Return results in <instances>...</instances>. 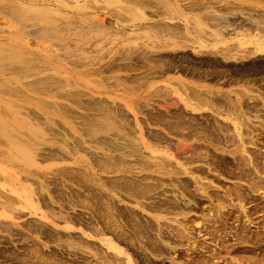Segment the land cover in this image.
Segmentation results:
<instances>
[{
    "label": "rangeland",
    "instance_id": "1",
    "mask_svg": "<svg viewBox=\"0 0 264 264\" xmlns=\"http://www.w3.org/2000/svg\"><path fill=\"white\" fill-rule=\"evenodd\" d=\"M27 1V2H26ZM33 1L34 2H36V3H39V2H41L42 4H45V5H47V6H45V7H48V4H51L50 6H52V7H55V10H54V8H53V10H52V12H50V14L48 13L47 15H46V13H44V14H42V16H44L45 17V20H43V19H41L40 21H38V22H35V21H33L31 18H30V15H29V13L28 12H25L24 13V15H21V10H28L29 8V6L30 5H35V4H33ZM52 3H51V2ZM59 1V0H58ZM61 1H63V0H61ZM60 1V2H61ZM84 1V0H83ZM82 0L80 1V0H64V2L66 3V4H69L70 6L72 5H74L75 4V2H78L79 4L81 3V2H83ZM88 2H87V5H89L90 7H88L89 9L88 10H86V11H79V10H73V12H71L72 10L70 9H67V8H65V9H67V10H65L64 9V7H62V8H60V9H57L58 7H57V4L56 3H54L55 1L54 0H0V203H2L3 204V202H6V200L7 199H13V200H15V199H17V200H15V201H17L18 202V200H19V202L22 200V202H27V201H32V202H36L37 204H38V206L37 207H39L40 209L39 210H33V209H31V210H29V209H25V208H21L20 206H15L14 207V209L12 208H10L9 207V210H7L8 209V207H6L7 209H5L4 208V206L5 205H0V223L2 224V222H3V224L4 225H2L1 226V229H2V231H1V229H0V243H1V241H3L4 242V239L6 240V242L8 243V246H7V243L6 244H4L3 242V245H2V243L0 244V246L2 247H0L1 249V252H0V263L1 264H9V263H12V264H17L18 263V261H16V260H9V258L11 259L12 258V256H11V254L14 252L13 251V249L15 250H17V251H22L21 249H19V247H20V241H21V238H19V237H17L16 236V234H15V231H14V229H16L15 228V226L13 225V223L12 222H15V223H17L18 224V222H19V224H21V223H25V222H27V221H30L31 223H33L34 221H38V223L41 221L42 222V224H44L45 225V227L47 228V230H52L49 226H52V228H53V232L55 233V231L56 232H60V231H62V232H64V230L65 229H67L68 227H69V225L70 224H66L65 222L66 221H64L63 219V222L65 223H61L62 222V220H60V219H57V218H55V219H53V220H51L50 218H49V216L50 215H52L51 213L49 214V211L47 210V208L46 207H43L42 205V203L44 202V203H52L50 206L52 207V206H55V207H57V209L55 208V207H52L53 208V210H54V208H55V210H54V214H56V215H59L60 213H59V209L58 208H61L62 206H65L66 204H63L62 205V203H61V205L62 206H60V203L58 202V201H61V202H63V203H66L65 201H66V199H68L67 197H69V200H72V201H74V200H76V199H70L71 197H70V195H69V192H70V189H69V186L72 188V186L74 187V188H72V190H76V192H78L79 194H80V196H78L77 197V199L79 198V199H82V200H77V201H75V202H77L78 203V207L80 206V208H78V209H72L71 210V208H72V206L71 205H66L65 206V208L64 209H62L63 210V214H67V216H72V213L73 214H81L80 216H84L85 218H87L91 213H93L92 212V208H93V210L95 209H98V207L99 208H101V205L103 204V211H105L106 209V211H107V213L109 212V208L108 207H110V202H117V204L118 205H120V207H122V208H126L127 209V211L125 210V214L124 215H126V216H128V218L130 219V218H132V219H130V222H127V224L126 223H124V221H122L121 219L122 218H119V221H122V224L125 226V228H124V230H123V233L125 234V236L126 237H124V238H126V240H127V237H130V238H128V239H130L129 241H127V244H126V242L124 243H118V242H114L116 245H119L118 247L120 248V249H122L123 251H125L127 254H129L131 257H132V259H134V260H136L135 261V263L136 264H141L140 262H138V261H140V260H138V246L139 247H143V246H145V249L146 250H144L145 251V253H141V254H144V257H145V255H146V257L147 256H150L151 258L152 257H157V258H152V260H154V262L155 263H158V264H168L169 263V259H171V258H173V256H175L174 258H175V263L176 264H188L189 263V261H194L195 259H197V257L200 255V254H202L203 255V253H200V251H190L188 254V256H187V254H185L184 252L183 253H179V249H183L184 251H186V249H188L187 248V245L189 244V242H187V240L186 239H182L181 240V238H179V237H177V238H179V239H177L176 238V234H177V232L175 231L176 229H175V227H174V231L175 232H172V234H170L171 236V238H174L175 240L174 241H176L177 242V246L171 241H168V244L166 243V241H165V244L164 245H166V248H168V252H166V251H164V253H166L165 255H164V253H163V251L162 250H160V251H162V255L160 254V252H157V255L156 256H154V254L156 253L155 252V250L154 249H151V250H153L152 252H153V254H152V252H150L151 250H148L147 251V249H149V247H147L146 246V244L147 243H144L145 241H146V238L144 239V236L146 235V236H148L149 235V232H151V230L149 231H147L148 233V235L146 234V230H144V234L145 235H142V236H139V240H138V233H137V231H138V225H137V223H139L141 220L143 221H145L146 222V220H147V218H154V217H156V218H159L160 220V222L161 223H168V220L167 219H171V218H174V217H176V215L177 214H175L174 216H171L172 215V213L171 214H167V213H163V212H161V211H156V212H151L152 210H150L149 208H151L152 207V204H155V202L157 201L156 199H159V198H164L163 196L164 195H161V196H159L160 194H161V192L162 191H160V190H162V187H163V189H172L171 187H170V185L168 186V187H165V186H167L168 185V183L165 181V183H163L162 185H160V183L159 182H161V181H159V182H157L156 183V181H154V180H152V179H149V181L147 180V181H144V183L145 184H149L150 183V185H151V183H153L152 185L154 186V191L153 190H151V189H153V188H151V187H149V186H147V187H149L148 189H144V187L143 186H140L139 188H137L138 187V185H137V183H133V180H135L136 178H138V177H136V176H141V175H145V174H149L150 176H158V173H155L156 171L157 172H161V170H163L162 168L160 169L159 167V169H160V171H159V169L157 170V168H155V164H157V163H159V158H160V161L162 162V161H166V165H167V162H170L168 159H167V157H165L167 154H170V153H172L171 151H175V143L177 142V141H179V140H182V136L180 135L182 132H184L185 133V130H187L186 132H188V128H189V126L188 127H186V123L188 122L189 123V121H191L189 124H190V126H192L193 125V127H190V129L191 130H189V131H191V132H194L195 131V128L197 129V127L200 125V123H201V127H205V126H209V129L208 128H201L200 126V128L198 127V129L194 132V134H193V136L195 135V136H197L195 133H198V134H200V136L199 137H201V136H205V137H207L208 139L209 138H211L212 136H211V134H210V131L212 132V130L215 132V130H216V132H217V130L220 128V129H224V130H221L220 132H221V134L223 135V136H225V135H233L234 134V131L232 132L231 131V129H229V127H227V125L229 124H231L230 123V119L228 118V116L230 115V114H227L226 112L228 111V113H231L232 114V112L233 113H235L234 111H236L235 109V107H234V105H229L230 103H227V101L228 102H231V104H234L235 102V100H236V102L238 103V100H239V102L242 104L243 103V101L241 100V98L244 100V103H245V101L246 102H248L249 104L252 102V101H254V103L253 104H255V101H256V98L257 99H260L259 101L261 102H257L256 101V104L255 105H257V103H258V105H257V108H256V106H255V109L256 110H264V109H262L263 108V106H264V101H263V95H262V93L264 94V50H263V54H262V51L260 52V49H258L257 48V42H260V43H263L264 44V0H206V1H204V0H202V2L200 1V0H197V1H199V2H201V4H206L205 6H207L208 4L210 5L212 2H214V3H212V5L209 7V5L207 6V7H205V9L207 8V10L205 11V9H202L204 12H202V10H201V12H200V10H197L199 13H197L196 12V8L195 7H197V6H194V9H192V10H194V12H190V8H188V9H186L187 8V6H189V5H187V4H189V2L191 1H194V0H171V1H173V2H175L176 4H178V6H179V9L181 10L180 12H181V17H180V12L178 13V12H176L175 13V11H173L174 13H175V15L173 16V14H171V15H168L167 14V16L169 17H164L163 15L162 16H159V15H157L154 11H155V9L154 8H152V10H153V12H154V15H151V14H153V12H152V10H149V9H151V8H146L144 11H142L141 9H139L138 7H136L135 8V10H136V12L135 13H130V11L128 10V9H130L129 7H132V5L130 4V2H128L129 0H113L114 2H111L110 3V1H112V0H103V3H102V0H98V1H95V0H87ZM107 1H109V2H107ZM119 1H121V4H120V2ZM126 1L128 2V3H126ZM151 1V0H150ZM153 1H155V0H153ZM204 1V2H203ZM208 1V2H207ZM210 1V2H209ZM218 1V2H217ZM221 3H220V2ZM12 2V3H11ZM100 2V3H99ZM105 2V3H104ZM123 2H125V4L123 3ZM152 2V1H151ZM206 2V3H205ZM216 2V3H215ZM229 2V3H228ZM16 3V4H15ZM40 3V4H41ZM73 3V4H72ZM119 3V4H118ZM123 3V4H122ZM208 3V4H207ZM218 3V4H217ZM227 3V4H226ZM233 4V5H231V4ZM12 4V5H11ZM107 4H109V5H107ZM115 6V8H117V6H118V8H117V10H119V9H121L120 10V12L119 11H116V9L114 8V6ZM118 4V5H117ZM186 4V5H185ZM221 4H223V6H220ZM230 4V5H229ZM236 4V5H235ZM239 4V5H238ZM240 4H243V5H240ZM9 5V6H8ZM96 6V7H98V8H96V7H92V6ZM105 5L107 6V7H105ZM181 5H185L184 6V8L186 9V10H188L187 12L185 11V9L183 8V6H181ZM216 7H215V6ZM218 5V6H217ZM230 6L229 8H228V10L226 11V12H223V11H225L222 7H228V6ZM244 5H246L245 6V10H243L244 9ZM247 5H248V7L249 8H247V10H246V7H247ZM250 5V6H249ZM108 6H109V8H108ZM113 6V7H112ZM121 6V7H120ZM232 6V7H231ZM233 6H237V7H234V9L235 10H238L239 8V6H240V8L243 6V8H242V10L241 9H239V11H242L244 14H242V12L240 13V12H238V11H234L233 10ZM11 7H13V8H11ZM36 7H41V6H39V5H37ZM44 7V6H43ZM43 7H41V8H43ZM92 7V8H91ZM103 8V9H100V8ZM111 7V8H110ZM124 7H125V9H124ZM126 7L128 8L127 9V11L125 12V11H123V10H126ZM182 7V8H181ZM223 9H221V8ZM20 8V9H19ZM50 8V7H49ZM96 8V9H95ZM104 8H106V9H104ZM164 8V7H163ZM212 8V9H211ZM215 8V9H214ZM216 8H217V10H219L218 12L216 11ZM231 8H232V12H230L231 11ZM237 8V9H236ZM254 9V10H252V9ZM92 10V12H91V10ZM94 9V10H93ZM97 9H99V11L97 10ZM115 9V10H114ZM140 10V12H139V10ZM190 9V10H189ZM197 9H198V7H197ZM211 9V10H210ZM249 9V10H248ZM58 10V11H57ZM96 10V11H95ZM115 11V12H119V13H115V12H113V11ZM137 10H138V12H139V14H142V16L144 17V16H146V17H141L140 18V16L138 15V12H137ZM182 10H184V11H182ZM191 10V11H192ZM53 11L55 12V15L54 14H52L53 13ZM61 11V12H60ZM88 11V12H87ZM95 11V12H94ZM101 11V12H100ZM122 11H123V13H122ZM141 11L144 13H141ZM150 11V12H149ZM177 11V10H176ZM234 11V12H233ZM246 11V12H245ZM248 11V12H247ZM254 11V12H253ZM56 12H59V13H56ZM80 12V13H79ZM87 12V13H86ZM130 13V15H131V17H129L130 15H129V13ZM150 14H149V13ZM167 12V11H166ZM170 12H171V10H170ZM185 12V13H184ZM208 12H213V13H209L208 14ZM219 12H221V13H219ZM223 12V13H222ZM228 12L229 13H231L230 15H233L232 16V18L231 17H229L230 15L228 14ZM258 12H260V13H258ZM82 13V14H81ZM120 13H122L121 15H118V14H120ZM126 13H128L127 15H125ZM136 13H137V15H136ZM148 15H147V14ZM205 14V15H202V14ZM233 13V14H232ZM238 15H237V14ZM30 14H32V15H37L38 17H39V15L38 14H35V13H32V12H30ZM81 14V15H80ZM106 14V15H105ZM108 14V15H107ZM146 14V15H145ZM155 14H156V16H158V17H160V18H158V17H156L155 16ZM178 14H179V17H177L178 16ZM190 14V15H189ZM197 14V15H196ZM228 15V17L226 18L225 16H227ZM234 14L236 15V17L238 16V17H240L238 20H236V17L234 16ZM48 16V18L46 19V16ZM57 15V18L56 19H54L53 17H55ZM101 15V16H100ZM123 15L125 16V17H123ZM134 15H136V16H134ZM149 15H151L152 17H150ZM187 18V20H186V18L184 17V16ZM199 15H202V17H206L204 20L206 21V20H208V18H209V20L207 21V24H206V26H203V24H201V26L200 27H198L197 28V26H199V24L197 25V23H196V19H199V17H201V16H199ZM209 15H211V16H209ZM213 15H214V18L216 17H218V18H221V19H215L216 20V22H212V21H214V19H212V21H211V23H216V25H218L219 27H221V29L220 28H217V26L215 25V24H212V26H214V27H212V26H210L211 24L210 23H208L210 20H211V18H213ZM216 15H218V16H216ZM24 16V17H23ZM176 16V17H175ZM187 16H191V17H187ZM194 16V17H193ZM195 16H197V17H195ZM220 16V17H219ZM224 18H223V17ZM43 17V18H44ZM58 17H61V18H59L58 19ZM114 17V18H113ZM126 17H129V18H131L130 20L128 19V18H126ZM134 17V18H133ZM136 17V18H135ZM137 17L139 18V19H137ZM148 17V18H147ZM155 17V18H154ZM183 17V19H181ZM192 17H193V19H192ZM200 18V20H201V23H206V22H204V20H202L203 18ZM10 18V19H9ZM231 18V19H230ZM27 19V20H26ZM31 19V20H30ZM74 19V20H73ZM132 19H134V20H132ZM142 19H144V21L142 20ZM155 19V20H154ZM165 19H167V20H165ZM188 19H191L192 21H195V22H190L189 23V21H191V20H188ZM226 19V20H225ZM228 19V20H227ZM39 20V19H38ZM52 20H55V22H53ZM61 20H63V21H60ZM73 20V21H72ZM220 20V22H221V24L224 22V23H227L228 21L230 22L231 20H232V22H234L233 24L230 22V23H228L227 25L226 24H224V27H222L223 25H221L220 26V24H217V21H219ZM221 20H224V21H221ZM236 20V21H235ZM246 20H248V21H246ZM37 21V20H36ZM43 21V22H42ZM72 23H74V24H72ZM131 21H134V22H131ZM159 21H161V23L159 22ZM184 21V22H183ZM198 21V20H197ZM242 21V22H241ZM250 21H252V22H250ZM95 22V23H94ZM144 22V23H143ZM150 22V23H149ZM156 22V23H155ZM175 22H176V24H175ZM220 22H218V23H220ZM237 22V23H236ZM249 22V23H248ZM169 23V24H168ZM243 23V24H242ZM10 24L12 25V26H10ZM14 24H15V26H14ZM71 24V25H70ZM150 24V25H149ZM196 24V27H194V25ZM208 24H210L209 26H207ZM231 24V25H230ZM234 24H237L236 26L234 25ZM248 24V25H247ZM251 24V25H250ZM155 25H158V26H160V27H162L163 25H169L171 28L170 29H175V31H174V35H173V38L171 37V38H165L164 36L162 37H160V36H155V34L153 33V30H152V33H151V30L149 29H145L146 27L145 26H148V28L150 27V26H155ZM234 25V26H233ZM247 25V26H246ZM250 25V26H249ZM254 27H253V26ZM17 26V27H16ZM76 26V27H75ZM77 26L79 27V28H77ZM135 26V27H134ZM215 26H216V28L217 29H220V30H222V31H220V33H221V36L219 35V33L217 34L216 33V31H219V30H217L216 28H215ZM230 26V27H229ZM239 26H241V27H239ZM11 27V28H10ZM13 27V28H12ZM15 27V28H14ZM41 27H44L45 29H43L42 31H43V33H42V31L40 30V28ZM99 27H100V31H98L99 30ZM141 27V28H140ZM144 27V28H143ZM183 27V28H182ZM192 27V28H191ZM203 27V28H202ZM207 27V28H206ZM212 27V28H211ZM228 27V28H227ZM243 27H245V28H243ZM249 27L251 28V29H249ZM20 28V29H19ZM38 28V29H37ZM84 28V29H83ZM101 28L104 30H102L101 31ZM112 28V29H111ZM136 28V29H135ZM138 28L139 29H141L142 31L144 30V31H148L149 33H145L144 31L143 32H139V30H138ZM202 28V29H201ZM213 29V32H212V30L211 29ZM224 30H226V31H224ZM227 28V29H226ZM239 28V29H238ZM132 30V32L133 33H128V31L129 30ZM204 29V30H203ZM243 29H244V31H243ZM247 29L250 31H248L247 32ZM118 30H120V31H118ZM123 30H124V35H125V38H121L120 36H122V37H124V35H122L123 34ZM125 30H126V32H125ZM136 30H138V31H136ZM179 30V31H178ZM185 30V31H184ZM186 30H187V32H186ZM194 30H198L197 32L196 31H194ZM46 33H45V32ZM110 31V32H109ZM113 31V32H112ZM119 33H117V32ZM134 31H135V33H134ZM209 31H211L212 33H210ZM254 31V32H253ZM79 32V33H78ZM100 32H104L103 34H101ZM115 32V33H114ZM129 32H131V31H129ZM253 32V33H252ZM45 33V35L47 34V36H49V37H53L52 39H49V38H46V40H44L45 39V37L43 36V34ZM61 33H64L65 34V36H63L64 38H58V37H62V34ZM83 33H85V34H83V35H85V36H83L82 34ZM109 33H111V34H109ZM114 33V34H113ZM140 33V34H139ZM182 33H185V34H182ZM186 33H187V35H186ZM198 33V34H197ZM201 33V34H200ZM203 33V34H202ZM217 34L218 36H216V37H212V35H214V34ZM243 33V34H242ZM24 34V35H23ZM59 34V35H58ZM63 34V35H64ZM71 34V35H70ZM94 34V35H93ZM101 34V35H100ZM117 34V35H116ZM137 34V35H136ZM139 34V35H138ZM153 36V39H152V37L150 38V36ZM239 34H240V36H239ZM253 34V35H252ZM54 35H56V38L58 39V40H55L56 38H55V36ZM58 35V36H57ZM141 35V36H140ZM186 35V36H185ZM189 35H191V36H189ZM206 35V36H205ZM104 37V39H101V38H103ZM139 36V37H138ZM195 36V37H194ZM202 36V37H201ZM215 36V35H214ZM241 36H242V38H241ZM257 36V37H256ZM82 37V38H81ZM85 37V38H84ZM88 37V38H87ZM91 37H93L91 40L93 41H91L89 38H91ZM94 37H96V38H94ZM98 37H100V38H98ZM128 37V38H127ZM155 37H157L158 39H160L159 40V42H158V39L157 38H155ZM206 37V38H205ZM223 37V38H222ZM244 37V38H243ZM55 38V39H54ZM72 38V39H71ZM84 38V40H82ZM136 38V39H135ZM163 38V39H162ZM241 38V39H240ZM246 38V40L244 41V39ZM248 38H249V40H248ZM256 38H257V40H256ZM261 38V39H260ZM29 39V40H28ZM54 39V40H53ZM85 39H88V40H85ZM95 39L96 40H98V42H94L95 41ZM111 39V40H110ZM122 39V40H121ZM127 39V40H126ZM139 39H141V40H139ZM144 39H146V40H148V41H146V40H144ZM153 41H152V40ZM155 39H156V41L158 42L157 43V45H159V46H156L153 42H155L156 43V41H155ZM168 39V40H167ZM174 39V40H173ZM199 39V40H198ZM238 39H239V41H238ZM252 39H253V41H255L254 43H253V41H252ZM259 39V40H258ZM28 40V41H27ZM72 40V41H71ZM119 40V41H118ZM170 40V41H169ZM171 40H172V43H171ZM196 40V41H195ZM198 40V41H197ZM223 40V41H222ZM263 40V41H262ZM86 41V42H85ZM90 41V42H89ZM124 41V42H123ZM161 41H163L164 43H166L167 41H169V44L170 45H168L167 43L165 44V46L167 45V47L166 48H168V49H166L165 48V46H163L162 47V45H164L163 43H161V44H159ZM166 41V42H165ZM177 42V43H173V42ZM182 41V42H181ZM187 41V42H186ZM194 41V42H193ZM237 41V42H236ZM242 41V42H241ZM246 41L248 42V43H246ZM257 41V42H256ZM29 42V43H28ZM101 42V43H100ZM136 42L138 43V44H136ZM142 42V43H141ZM146 42V43H145ZM148 42V43H147ZM181 42V43H180ZM222 42V43H221ZM71 43V44H70ZM73 43V44H72ZM84 43H85V45H84ZM96 43V44H95ZM108 43V44H107ZM117 43V44H116ZM128 43V44H127ZM151 45H150V44ZM238 43V44H237ZM241 44V46H240V44ZM249 43H251V44H249ZM7 44V45H6ZM44 44V45H43ZM142 44H143V46H142ZM144 44H145V46H144ZM149 46H148V45ZM154 44V45H153ZM178 46H177V45ZM187 44V45H186ZM224 44V45H223ZM237 44V45H236ZM244 44H245V46H244ZM256 44V45H255ZM39 45H41V46H39ZM130 45V47H129V49H133V50H131V51H137L138 52V56L139 55H141V56H143V54L144 53H147V50H148V53L146 54V55H144L143 56V60H142V57L140 56V57H138V58H136V60H137V62H138V64H137V62H136V60H135V57L137 56V52H134L133 54H135L136 56H134L133 58L132 57H130V56H132V52L131 51H129V49H128V46ZM136 45H138L137 46V48H136ZM229 45V46H228ZM232 45H234V46H236V48L234 47V46H232ZM14 46V47H13ZM106 46V47H105ZM116 46V47H115ZM132 46H133V48H132ZM147 46V47H146ZM151 46H153V47H151ZM180 46V47H179ZM182 46V47H181ZM201 46H204V47H201ZM104 47V48H103ZM134 47H135V50H134ZM142 47L144 48H147V49H143V51H142ZM149 47V48H148ZM151 47V48H150ZM162 47V49H164V50H162V49H160V50H158L159 48H161ZM240 47V48H239ZM5 48V49H4ZM88 48V49H87ZM102 48V51H101V53H96V52H100V50L99 49H101ZM111 48H113V51H112V49ZM138 48H139V51H142V52H144V53H140L139 51H138ZM158 48V49H157ZM174 48V49H173ZM232 48H235V49H237V50H233ZM238 48L240 49V50H238ZM249 48H251V49H249ZM3 49L5 50V51H3ZM6 49H8V50H6ZM82 49H84L83 50V52H82ZM110 49V50H109ZM120 49V51L119 52H117L118 50ZM122 49H123V52H125L124 53V55H121V53H123V52H121L122 51ZM126 49H128V52L127 51H124V50H126ZM141 49V50H140ZM230 49H232V50H230ZM247 49H248V51H247ZM257 49V50H256ZM14 50V51H13ZM46 50V51H45ZM81 50V51H80ZM98 50V51H97ZM109 50V51H108ZM144 50H146V52L144 51ZM166 50V51H165ZM13 51V52H12ZM23 51V52H22ZM91 51V52H90ZM94 51V52H93ZM96 51V52H95ZM169 51V52H168ZM209 51V52H208ZM229 51V52H228ZM238 51V52H237ZM257 51V52H256ZM10 52H11V54H10ZM22 52V54L23 53H26L27 52V54H20ZM82 52V53H81ZM109 52H111V53H109ZM114 52H117V54L118 53H120V55L123 57H126L128 54H130L131 53V55L129 56H127L126 58H123L122 59V57L120 58V56H118L117 54H115ZM154 52V53H153ZM169 54L168 56L166 55L167 53ZM253 54H252V53ZM14 53H18V55H21L20 57H18L17 56V58H13V60H11L12 59V56L14 57L15 56V54ZM70 53V54H69ZM108 53H109V56H107L108 55ZM128 53V54H127ZM166 53V54H165ZM226 53V54H225ZM246 53V54H245ZM10 54V55H9ZM149 54V55H148ZM166 56V57H164L163 59L160 57L161 55H162V57L164 56V55ZM95 55V56H94ZM102 55V56H101ZM104 55H106V56H104ZM115 55H117L116 57H115ZM159 55V56H158ZM244 55V56H243ZM250 55V56H249ZM9 58H8V57ZM23 56V57H22ZM31 56V57H30ZM91 56H93V57H91ZM100 56V57H99ZM148 56V58H149V60H148V58H146V60L144 59L145 57H147ZM172 56V57H171ZM183 56V57H182ZM188 56V57H187ZM233 56V57H232ZM240 56V57H239ZM2 57V58H1ZM5 59H4V58ZM34 57V58H33ZM84 57V58H83ZM95 57H96V59H95ZM98 57V58H97ZM150 57H152L153 58V60H158L157 58H159L160 60H158L157 62H160V64H162L163 62V66H161L160 65V67L158 66L159 65V63H156V61L154 62L153 60H151L152 58H150ZM169 58V60L171 59L172 61L173 60H175L174 62H172L171 60V62L172 63H174V66H170V65H168V64H170V63H165V61H167L168 60V58ZM186 57V58H185ZM190 57V58H189ZM201 57V58H200ZM207 57V58H206ZM7 58V59H6ZM11 58V59H10ZM24 58H25V60H27L28 59V61H27V63L25 62V61H21V60H24ZM27 58V59H26ZM80 58V59H79ZM112 58V59H111ZM113 58L115 59V60H113ZM118 58V59H117ZM141 58V59H140ZM166 58H167V60H166ZM194 58V59H193ZM198 58V59H197ZM203 58V59H202ZM2 59V60H1ZM33 59V60H32ZM34 59H36V60H34ZM94 59V60H93ZM97 59H98V61H97ZM111 59V60H110ZM125 59H127L126 61H125ZM130 59H132V60H130ZM191 59L193 60L192 62L194 63H192L191 62ZM218 59V60H217ZM238 61H237V60ZM240 59V60H239ZM241 59H243V60H241ZM30 60V61H29ZM39 60V61H38ZM41 60V61H40ZM93 60V61H92ZM113 60V61H112ZM120 60H121V63H120ZM130 60V61H129ZM164 60V61H163ZM168 60V62H170ZM187 60V61H186ZM189 60V61H188ZM199 62H198V61ZM19 61H21V63L19 64ZM48 62V63H44V62ZM75 61V62H74ZM95 61V62H94ZM125 61V62H124ZM141 61V62H140ZM144 61H146V62H144ZM148 61V62H147ZM150 61V62H149ZM153 61V62H152ZM163 61V62H162ZM197 61V62H196ZM214 61V62H213ZM29 62V63H28ZM42 62V63H41ZM126 62H128V63H130L131 65L130 66H132V65H134V66H132V67H134L133 69L135 70V68H137L138 69V71H134L133 69H132V71H130V72H127V71H129V69H130V66L128 65L127 66V64L128 63H126ZM178 63V64H175V63ZM185 62V63H184ZM186 62H188V64L186 63ZM207 62V63H206ZM210 62H211V64H210ZM25 63V64H24ZM91 63V64H90ZM109 63H111V65H109ZM123 63V64H122ZM146 63V64H145ZM149 63V64H148ZM153 63H155V66L157 67H159L160 69H155L156 67L154 66V70H152L151 68H153V67H151V66H153L154 64ZM172 63H171V65H172ZM181 63V64H180ZM192 63V64H191ZM217 63V64H216ZM51 64V67L49 66ZM88 64H89V66H88ZM115 64V65H114ZM118 64V65H117ZM120 64V65H119ZM122 64V65H121ZM137 64V65H136ZM143 64V65H142ZM152 64V65H151ZM158 64V65H157ZM167 64V65H166ZM183 64V65H182ZM200 64V65H199ZM78 65H80V66H78ZM117 65V66H116ZM147 66V68L145 67V66ZM149 65H151L150 67H148ZM168 66V67H166V66ZM177 65H180L181 67H178ZM196 65H197V67H196ZM229 65V66H228ZM41 66V67H40ZM48 66V67H47ZM54 66H55V68L57 67L59 70L58 71H60L59 73L58 72H56L54 69ZM103 66V67H102ZM110 66V67H112V66H116V68L114 69V70H110V72H109V69H107L108 67ZM123 69V67L125 66V68L126 67H128V69L126 70V71H124V70H119L120 69V67ZM136 66H138V67H136ZM177 66V67H176ZM186 66V68H183V67H185ZM204 66V67H203ZM210 66V67H209ZM262 66V67H261ZM46 67V68H45ZM96 67H99V68H96ZM104 67H106V68H104ZM109 67V68H110ZM131 67V68H132ZM157 67V68H158ZM162 67H163V69H162ZM164 67H166V68H169V70L167 69L166 70V68H164ZM174 67V68H173ZM206 67H208V68H206ZM214 67V68H213ZM218 67H220V68H218ZM249 67H250V69H249ZM260 67V68H259ZM43 68V69H42ZM49 68V69H48ZM53 68V69H52ZM91 68L93 69V70H91ZM143 68V69H142ZM200 68V69H199ZM219 70H218V69ZM232 68V69H231ZM239 68H240V70H239ZM247 68H248V70H247ZM4 69V70H3ZM18 69V70H17ZM37 69V70H36ZM39 69V70H38ZM85 69H86V71H88L89 72V70H91V71H93L92 73L94 74V71L95 70H99V71H101L100 69H102V71L104 70L105 71V69H106V71L105 72H101V73H99V71L97 72V71H95V74L92 76V73L90 74V73H87L86 71H85ZM88 69V70H87ZM110 69H112V68H110ZM150 69V70H149ZM165 69V70H164ZM222 69V70H221ZM227 69V70H226ZM235 69V70H234ZM253 69V70H252ZM260 69V70H259ZM40 70H41V72H40ZM80 70V71H79ZM117 70H119V71H116ZM152 70V71H151ZM160 70H162L163 72H160ZM204 70V71H203ZM230 70V71H229ZM252 70V71H251ZM1 71H3V72H1ZM10 71V72H9ZM11 71H13V73L11 72ZM36 71H38V73L36 72ZM113 71H115V72H113ZM123 71V72H122ZM149 71V72H148ZM152 73H151V72ZM191 71V72H190ZM200 71V72H199ZM202 71V72H201ZM219 71V72H218ZM244 71H245V73H244ZM254 71V72H253ZM258 71V72H257ZM14 72H16L17 74H15ZM79 72H84V74L86 75V73L88 74V76L86 75V76H77L78 74H79ZM141 72H142V74H141ZM190 72V73H189ZM208 72V73H207ZM211 72V73H210ZM233 72V73H232ZM242 72V73H241ZM32 73V74H31ZM58 73V74H57ZM97 73H99L100 75H98ZM140 73V74H139ZM147 74V76L145 75V78L144 79H142L143 77H144V75L143 74ZM157 73V74H156ZM206 73H207V75H206ZM64 74H66L65 76H63ZM83 74V73H82ZM98 76H97V75ZM102 74V75H101ZM202 74H203V76H202ZM228 74V75H227ZM242 75V77H240L239 78V75ZM20 75H22V76H20ZM51 75V76H50ZM55 75H57V76H55ZM71 77H69V76ZM89 75H91V77L89 76ZM107 75H111V76H107ZM114 75V76H113ZM120 76V77H118V76ZM121 75H122V77H121ZM123 75H127L126 77H124ZM132 76V78H128L127 79V77L128 76ZM137 75V76H143L142 78H140V76L137 78V76L135 77V76ZM222 75V76H221ZM240 75V76H241ZM244 75L246 76V77H244ZM27 76V77H26ZM104 78L105 76V78L107 79L108 78V80L110 79V80H112V83H108V82H111L110 80L108 81V80H106L105 78V81L107 82V84H105V81H104V79L102 80V78ZM117 77V78H114V77ZM62 77V78H61ZM136 78V80L137 81H135L134 80V78ZM159 77V78H158ZM192 77V78H191ZM193 77H195V78H193ZM216 77H217V79H216ZM219 77V78H218ZM65 79L67 82H65L64 80V82L63 81H61L60 82V80L61 79ZM96 79V80H93V79ZM101 79V81H100V79ZM121 78V79H120ZM123 78V79H122ZM125 78V79H124ZM140 78V79H139ZM203 78V79H202ZM213 78V79H212ZM51 79V80H50ZM53 79H54V81H53ZM57 79V80H56ZM58 79H60L59 81H58ZM92 79V80H91ZM115 79H117V80H115ZM129 79H133L134 80V82H131V81H133V80H129ZM229 79V80H228ZM43 80V81H42ZM69 80H70V82L72 83V90L71 89H67V90H65L66 88H69L71 85V83H68L69 82ZM89 80V81H88ZM90 80H91V82H90ZM97 80H99V81H97ZM120 80L123 82H120ZM125 80V81H124ZM126 80H127V82H131V84L130 83H126ZM197 80V81H196ZM200 80V81H199ZM213 80V81H212ZM241 80V81H240ZM40 81H42V82H40ZM54 82V84H56L57 83V81L58 82H60L59 84L57 83V85H59L60 87H62V89H60V87H58L57 88V85H54L53 84V82ZM120 84H118L117 82ZM38 82H40L41 84H39ZM49 82V83H48ZM93 82H96L95 83V85L94 84H92ZM100 82V84H98ZM102 82V83H101ZM114 82H115V84H114ZM138 84H137V83ZM179 82H183L184 84H181V83H179ZM212 82V83H211ZM232 82V83H231ZM239 84H238V83ZM14 83V84H13ZM69 84L68 85V87H67V85H65V84ZM121 83H122V85H121ZM125 83V84H124ZM132 83H134V84H132ZM174 83H175V86H174ZM236 83V84H235ZM250 83V84H249ZM32 84V86H30ZM34 84V85H33ZM61 84V85H60ZM101 84H103V85H101ZM130 84V85H129ZM142 84V85H141ZM179 84V85H178ZM35 85H38V86H35ZM50 85H53V86H55V89H54V87L53 86H50ZM62 85H65L64 87H66V88H64V90H63V86ZM73 85H75V87L73 86ZM123 85H125V86H123ZM126 85H128V86H131V87H133V85H134V90L131 88V89H129V87L127 86V88H126ZM181 85V86H180ZM186 86L187 85V87L188 86H191V90L193 89V91H195V89L196 88H198L197 89V91H202V92H200V94L199 95H202L203 94V91L204 90H207L206 92H209V93H211V94H209V93H206V95L207 96H205V94H203L205 97L204 98H206L205 99V101H204V98L203 97H201L200 99L202 100V102L200 103V99L198 100L197 98H195L194 100L192 99V97L191 96H193V98L194 97H196V95L198 96V94L197 93H199V92H196L195 91V93H192L193 91H191V93L193 94H191V93H188L187 91H189L190 89H186V87H183V86ZM261 85V86H260ZM123 86V87H122ZM138 86V106H137V108H136V103H135V100H132V101H130L131 102V104H129V105H125V106H123V105H120L118 102H120V98H121V96H124V95H127V96H132V95H134V92L137 90L136 89V87ZM150 86V87H149ZM44 87H45V89H44ZM50 88V89H48V88ZM52 87V88H51ZM157 87V88H156ZM161 87V88H160ZM179 87V88H178ZM193 87V88H192ZM194 87H196V88H194ZM32 88H34V89H32ZM48 89V91H47V89ZM165 88H168V89H165ZM184 88H185V90H184ZM249 90H248V89ZM41 89H43V91L41 90ZM51 89H53V90H51ZM57 89V90H56ZM136 89V90H135ZM155 89V90H154ZM158 89V90H157ZM163 89V90H162ZM179 89V90H178ZM184 91V93L182 94V90ZM46 90V91H45ZM55 90V91H54ZM63 90V91H62ZM74 90V91H73ZM122 90V94L120 93V91ZM163 92H162V91ZM164 90H165V92H164ZM209 90V91H208ZM243 91L244 92V94H245V98H246V96H247V98L245 99V98H243V96H241V94L242 95H244L243 94V92L240 94V93H238L237 91ZM3 91V92H2ZM45 91V92H44ZM66 91H67V93H66ZM74 92V93H70V92ZM159 91V92H158ZM161 91V92H160ZM172 91V92H171ZM176 91H177V93H176ZM178 91L179 92H181L180 94L178 93ZM213 91H215V93L213 92ZM220 91V92H219ZM237 92L238 94H235L234 92ZM239 91V92H240ZM246 91V92H245ZM44 92V93H43ZM48 92H51V93H48ZM66 94H73L74 96L76 95L75 93L76 92H78V93H80V94H82V95H85L84 97L85 98H82L83 96L82 95H79L78 93V95H76L77 96V98L75 99L74 97V99H73V101L74 102H72V99L70 98V96L69 95H67V96H69V98H63L62 99V97L64 96V95H66ZM190 92V91H189ZM224 92H226L225 94V96H228V98H231L232 99V96H233V99H232V101L234 102H232L231 101V99H230V101H229V99H227L223 94H224ZM250 92V93H249ZM257 92V93H256ZM7 93V94H6ZM47 93V94H46ZM202 93V94H201ZM205 93V92H204ZM218 94V97H219V99H218V97H217V94ZM261 93V94H260ZM9 94V95H8ZM28 94V95H27ZM167 94V95H166ZM186 96H185V95ZM188 94H191V95H189V98H190V100H189V98H188ZM195 94V95H194ZM209 94V95H208ZM212 94H215V95H212ZM220 94L221 95H223L222 96V98L220 99ZM231 95V97H230V95ZM260 96H259V95ZM13 95V96H12ZM87 95V96H86ZM180 95H182V96H184V97H182V96H180ZM202 95V96H203ZM238 95H240V96H238ZM79 96H81L80 98L83 100L84 99V101L86 102H84L83 103V101L81 100V99H78V97ZM167 96V97H166ZM249 96H250V98H251V96L253 97V98H251L252 100H249L250 98H249ZM256 96V97H255ZM261 96H263L262 98H261ZM22 97V98H21ZM188 98V99H184V98ZM199 97V96H198ZM209 97H211L210 99H209ZM217 97V98H216ZM239 97V98H238ZM95 98H97L99 101H100V99H101V101L100 102H97V100H94ZM216 98V99H215ZM249 98V99H248ZM66 99V100H65ZM68 99V100H67ZM79 100V102H80V108H83L84 109V106H85V104H87V106H85V111L83 110V109H79V107H77L78 105H77V101ZM87 99V100H86ZM90 99V100H89ZM91 99L92 100H94L95 102H93V101H91ZM184 99V100H183ZM227 99V101L225 102V100ZM253 99H255V100H253ZM48 100V101H47ZM70 100V101H69ZM77 100V101H76ZM82 101V103H81V101ZM102 100H103V103H104V105H103V103H101L102 102ZM181 100V101H180ZM187 100V101H186ZM208 100V101H207ZM215 100H218L217 102L219 103H216V101ZM71 102V103H69V102ZM91 101V102H90ZM105 101V102H104ZM184 101V102H183ZM191 101V102H190ZM193 101V102H192ZM198 101V102H197ZM215 101V102H214ZM42 102V103H41ZM44 102H45V104H46V106L47 105H49V104H52V105H60L61 103L63 104H68V105H73V103H74V105L72 106L73 108H74V110H76L77 111V113H76V115H75V119L73 118V120L74 121H71L72 119H70V120H68L67 122L64 120V119H62L61 117H59L58 115L57 116H54V111L52 110V109H50V107H46V106H44L45 104H44ZM106 102H108V103H106ZM188 102V103H187ZM196 102V103H195ZM91 105H90V104ZM94 105H93V104ZM187 103V105H185ZM190 103V104H189ZM191 103H193V104H191ZM199 103V104H198ZM206 103V104H205ZM215 103V104H214ZM222 103L225 105V103H226V105H225V107H224V105H222ZM250 104V105H253V104ZM259 103H260V105H259ZM42 104H44V105H42ZM83 105V107H81L82 105ZM97 104V105H96ZM103 105V106H100V105ZM106 104V105H105ZM110 104V105H109ZM195 104H197V105H195ZM213 108V110L211 109V107L209 108V105ZM218 104V105H217ZM227 104H228V106H227ZM107 105H109L110 106V108L111 109H109V108H107V107H109V106H107ZM119 107H118V106ZM193 106V109H189V108H192V107H190V106ZM202 105H203V107H202ZM204 105H207V107L206 106H204ZM50 106V105H49ZM77 108H76V107ZM92 107V106H95L94 108L92 107V109H94V110H96V111H94V112H96V113H94L92 110H91V108H89V107ZM116 106L118 107V109L116 108ZM120 106H121V108H120ZM183 106V107H182ZM188 106V107H187ZM196 106V107H195ZM200 106V107H199ZM98 107H100V109L98 108ZM101 107H102V109H101ZM141 107L142 108H144V109H141ZM166 107H168V108H166ZM170 107V108H169ZM176 107V108H175ZM217 107V108H216ZM219 107V108H218ZM229 107V108H228ZM232 107L233 108H235V109H232ZM243 107H244V105H243ZM87 108V109H86ZM112 108H114V109H112ZM157 108H159L160 109V111H159V109H157ZM166 108V109H165ZM178 108H180V110L181 109H183L184 111H182L183 113H186V110L188 111L185 115H182L181 113V111L178 109ZM195 108V109H194ZM197 108V109H196ZM199 108V109H198ZM229 110H228V109ZM231 108V109H230ZM243 111L245 110V111H247V116H248V109L245 107V109H243L242 108V106L240 107ZM108 109L110 110V111H108ZM119 109H121V110H119ZM122 109H123V111H122ZM137 109V111L136 112H138V120L135 118V116L134 115H131V113H134V114H136V112L134 111V110H136ZM147 109V110H146ZM161 109H163L164 111H162ZM170 109L171 110H173V111H176L174 114H173V111H170ZM175 109V110H174ZM179 111H178V110ZM216 109V110H215ZM254 109V111L251 113V112H249V115H252L253 117L255 116V115H257L259 118H261V120L263 119V122L261 121V120H259V119H257L256 117H254L253 119L252 118H250V116L248 117L249 118V120H247V121H245V122H247V124H249V125H251L253 128L254 127H256V128H254L255 130H257V131H254L253 133H252V136L254 137L255 136V138H258V135H260L261 134V132H264V112L263 111H256ZM98 110H100V111H98ZM102 110V111H101ZM105 110H107L106 112L108 113V114H106L105 113ZM116 110H117V112H116ZM126 110V111H125ZM158 110V111H157ZM168 110H169V113H168ZM195 110V111H194ZM209 110V111H208ZM225 112H224V111ZM230 110H233V111H231L230 112ZM92 111V112H91ZM103 111H104V113H103ZM113 111V112H112ZM134 111V112H133ZM139 111L141 112V113H139ZM144 111V112H143ZM154 111V112H153ZM162 111V112H161ZM167 111V112H166ZM181 112L180 114H176V113H178V112ZM195 112V113H193V112ZM218 112L217 114L215 113V112ZM256 111V112H255ZM3 112V113H2ZM5 112V113H4ZM91 112V113H90ZM100 112H101V116H98L97 117V113H99V115H100ZM110 112H112V113H110ZM116 112V115L114 114ZM118 112L119 113H122V112H125V114H126V116H125V114L123 113V115H121V114H119L118 115ZM150 112H151V114H150ZM157 114H159V115H157ZM160 112V113H159ZM172 114H171V113ZM202 112V113H201ZM220 112V113H219ZM224 114H223V113ZM263 112V113H262ZM46 113V114H45ZM80 113V114H79ZM88 113H89V115H88ZM144 113V114H143ZM147 113V114H146ZM153 113H154V116L152 117L151 115H153ZM162 113V114H161ZM189 113V114H188ZM227 115H226V114ZM256 113V114H255ZM7 114V115H6ZM77 114H79V116H77ZM93 114V117H91V115ZM102 114H104L105 116H107V118L105 117H103L102 116ZM112 114V118L110 117V115ZM114 114V115H113ZM141 114V115H140ZM157 116H156V115ZM163 114H164V117H163ZM176 114V116H174ZM192 114V115H191ZM203 114V116H204V114H206L205 115V117H206V119H205V117H203V116H201ZM258 114H260V115H258ZM40 115V116H39ZM45 115H46V117H45ZM86 115V116H85ZM96 115V116H95ZM120 116V117H118L119 119H117V117H115V116ZM129 115V116H128ZM145 115V116H144ZM147 115H148V117H152V118H154V119H156V121H154V119L153 120H151V119H149V120H147L148 119V117H147ZM187 115H191L190 117L188 116L187 117ZM197 115V116H196ZM225 115V116H224ZM262 115V116H261ZM74 116V115H73ZM82 116V117H81ZM84 116V117H83ZM90 116V117H89ZM110 117V119H111V121H110V119H109V117ZM159 116H161L160 118H159ZM172 117V118H170L169 119V117ZM181 116H183V117H181ZM218 119H216L215 117ZM227 116V117H226ZM246 116V117H247ZM251 116V117H252ZM261 116V117H260ZM76 117H78V118H80V119H78V118H76ZM85 117L87 118L86 120H85ZM99 117H102V119H100ZM115 117V122H114V118ZM123 119H122V118ZM125 117H128V118H130V119H128V118H125ZM142 117H144V122H146V123H144L142 120H143V118ZM173 117H178V119H175V118H173ZM179 117H181L182 119H180ZM192 117V119H190ZM207 117H208V119H207ZM47 118H49L50 120H48ZM82 118H84V120H85V122H84V120L82 119ZM90 118H92L91 120H90ZM93 118H95L94 120H93ZM100 119V121L99 120H97V119ZM106 119V121L107 120H109V122L107 121H105L104 119ZM120 118H121V120H120ZM142 120H141V119ZM157 118H158V120H157ZM169 120H168V119ZM186 118V119H185ZM215 118V119H214ZM225 118H227V119H225ZM43 119V120H42ZM89 119V120H88ZM113 119V120H112ZM161 119V120H160ZM165 119V120H164ZM175 119V120H174ZM185 119V120H184ZM214 119V120H213ZM220 119V120H219ZM45 120H48V121H52V123H49L50 125H48V123H46L47 121H45ZM56 120V121H55ZM79 120V121H78ZM95 120H97V121H95ZM118 120V121H117ZM121 121V123L122 122H127V121H125V120H128V122H130V121H132L131 123H119L120 121ZM130 120V121H129ZM140 120L143 122V124H142V122H140ZM161 121V123H160V121ZM167 120V121H166ZM180 120H182V121H180ZM193 120V121H192ZM195 120V121H194ZM213 120V121H212ZM226 120H228V121H226ZM260 121V123H263V127L260 125V126H258V123H257V121ZM74 122L75 123V121H76V123H75V125L73 124V123H71V122ZM90 121H92V122H90ZM101 121H102V124H101ZM105 121V122H104ZM113 121V122H112ZM149 121V122H148ZM153 122L152 124H151V122ZM163 121H166L167 123H166V125H164V122ZM168 121H170V122H175L173 125L172 124H170V123H168ZM179 121L182 123L183 122V124H181V126L183 125H185L184 127H185V129H183L182 130V128H184L183 126H182V128H180L181 126H180V124H178L179 123ZM184 121H186L185 123H184ZM197 121V122H196ZM203 121H205L204 122V126H203ZM210 121H212L211 123H212V126H211V123L209 124V122ZM215 121L217 122V121H221V123L219 122V123H215ZM223 121H224V123H225V125H226V127L224 126H221V125H223ZM227 123H226V122ZM255 123H254V122ZM40 122V123H39ZM41 122H43V123H41ZM77 122H80V123H82L81 124V126H79V124H77ZM97 122H99V123H97ZM110 122L111 123H113V125L112 124H110ZM117 122V126L119 125V127H118V129L119 128H121V126L122 127H124L123 129L121 128V131L123 132V130L124 129H126V127H127V129L126 130H124V132L123 133H125L124 135L126 136H128V137H126L125 138V136L123 135V133L121 134V133H119V132H121L120 131V129L118 130L117 129V127L114 125V123H116ZM134 122H135V125H136V128H135V125H134ZM160 123V125H159V123ZM193 122H195V123H193ZM244 122V123H245ZM254 124H253V123ZM27 123H29V124H31L30 126H31V128L27 125ZM57 123V124H56ZM89 126V127H85V125L86 124ZM104 123V124H103ZM105 123L107 124V123H109L110 125H108L107 124V126L105 125ZM150 123V124H149ZM156 123V124H155ZM187 123V124H188ZM191 123H192V125H191ZM197 123V124H196ZM41 124V126H43V127H39V125ZM52 124V125H51ZM83 124H85V125H83ZM94 124H96L95 126H96V129H98V128H100L101 126H99V125H103L104 126V128L105 127H107V128H105V130L104 129H102V131L101 130H93L94 128ZM131 124V126L133 125V127H134V129L131 127V126H127V125H130ZM145 124V125H144ZM163 124V125H162ZM167 124H169L170 125V127L172 128L173 126L175 127V126H177V125H179V126H177V128H179V129H177L176 127H175V129H174V127H173V129H172V131L170 130V127H167V126H169V125H167ZM197 126H196V125ZM199 124V125H198ZM208 124V125H207ZM257 124V125H256ZM59 127H58V126ZM61 125V126H60ZM142 125H143V127H142ZM154 125V126H153ZM161 126V127H159V126ZM216 125V126H215ZM254 125V126H253ZM37 126L39 127V128H37ZM90 126L92 127V129L90 128ZM99 126V127H98ZM103 126H102V128H103ZM112 128H110V127ZM146 126V127H145ZM219 126V127H218ZM35 127L37 128L36 130H38V129H40V130H38V132L39 133H41V134H43V135H41V134H36V131H34V129H35ZM63 127V128H62ZM98 127V128H97ZM113 127H115L116 129H117V131H119V132H117L116 131V129L114 128L113 129ZM129 127V128H128ZM259 127V128H258ZM42 128V129H41ZM45 128V129H44ZM66 128V129H65ZM86 128H89L90 130H87ZM146 128V129H145ZM148 128V129H147ZM211 128H212V130H211ZM218 128V129H217ZM226 128H227V130H226ZM244 128H247V127H244ZM263 128V129H262ZM30 129V130H29ZM33 129V130H32ZM49 129H51V130H49ZM101 129V128H100ZM111 129V130H110ZM130 129H133V131L134 132H132L131 133V131L132 130H130ZM150 129H151V132L149 133V131H150ZM153 129V130H152ZM161 129V130H160ZM166 129H168V131L166 130ZM180 129H181V131H180ZM203 129V130H202ZM230 131H229V130ZM259 129H261V130H263V131H261V130H259ZM82 130V131H81ZM107 130H109L110 131V133H104V131H107ZM113 130H115V131H113ZM128 130H130V133L131 134H129V132H128ZM145 130V131H144ZM147 130H149V131H147ZM155 130H156V132L157 133H161V136L162 135H167V137H169L170 139H174L173 141H176V142H172L171 143V148H170V146L168 147V149L165 147V146H163V145H165V144H162V143H160V142H158V141H156L154 138H155V136H159V134H156L155 133ZM177 130V131H176ZM192 130H194V131H192ZM199 130V132H201V133H199V132H197ZM202 130V131H201ZM204 130H205V132H204ZM43 131H44V133H43ZM47 131V132H46ZM50 131V132H49ZM63 131H67L66 133L65 132H63ZM69 131V132H68ZM81 131V132H80ZM87 131V132H86ZM91 133H90V132ZM94 131H96L97 133H99V131L101 132L100 134H95V135H92V134H94L93 132ZM109 131H107V132H109ZM152 131H154L153 133H152ZM170 131L171 132H173L172 134H175L174 133V131H176V134L178 133V135H176L177 136V138H175L176 136L175 135H172L171 133H170ZM208 131H209V133H208ZM222 131H223V133H222ZM251 131V130H250ZM249 131V132H250ZM260 131V132H259ZM70 132L72 133V134H70ZM83 132H85V134L83 133ZM111 132H113V134L111 133ZM114 132H116V133H114ZM128 132V133H127ZM135 132H136V134H135ZM147 132V133H146ZM169 132V133H168ZM207 132V133H206ZM213 132V134H216V132L214 133ZM245 132H247V131H245ZM256 132H257V134H256ZM50 133H52V134H54V135H52V134H50ZM120 135H119V134ZM127 133V134H126ZM163 133V134H162ZM183 133V134H184ZM203 133V135H201ZM205 133H206V135H205ZM218 133V132H217ZM227 133V134H226ZM248 133V132H247ZM8 134V135H7ZM83 134V135H82ZM112 135V137H109V136H111ZM115 134H117V135H115ZM142 134V135H141ZM146 134H151V136H147ZM153 134H156V135H153ZM186 134V133H185ZM188 134V133H187ZM192 134V133H191ZM211 136V137H209V135ZM254 134V135H253ZM12 135V136H11ZM38 135H40V137L38 136ZM86 135V136H85ZM92 135V136H91ZM109 135V136H108ZM113 135H114V137H113ZM124 136V138L125 139H128L129 138V144H128V140L127 141H125V139H122L123 137H119V136ZM134 137V139L135 138H137L135 141H137V140H139V141H137V142H132V141H134V140H131V139H133V137ZM153 135V136H152ZM180 135V136H179ZM257 135V136H256ZM62 136V137H61ZM71 136V137H70ZM74 136V137H73ZM96 136V137H95ZM106 138V140L107 141H105V138ZM117 136V137H116ZM143 136V137H142ZM144 136H147V137H150L149 138V140L151 141V143H154V142H152V140L153 141H155L156 143V147H162L161 149L162 150H166L165 152L164 151H162L160 148L158 149V148H155V146H154V144H150V141L149 140H147V137H144ZM203 136V137H204ZM248 137H252L251 136V134H250V136L249 135H247ZM263 135L261 134V136H259V138L260 137H262ZM39 137V138H38ZM42 137V138H41ZM70 139H69V138ZM100 137H103V138H101V139H104V140H101L100 139ZM152 137V138H151ZM182 137V138H181ZM72 138V139H71ZM76 138V139H75ZM86 138V139H85ZM89 138V139H88ZM100 139V140H98L97 142H96V140H94V139ZM108 138V139H107ZM119 138H120V140H119ZM131 138V139H130ZM179 138V139H178ZM20 139V140H19ZM39 139H40V141H39ZM42 139V140H41ZM65 139V140H64ZM93 139V140H92ZM116 139H118V140H116ZM124 140V141H122V140ZM152 139V140H151ZM184 139V138H183ZM85 140L87 141L86 143H85ZM131 140V141H130ZM187 140V139H186ZM21 141V142H20ZM93 141V142H92ZM103 142V141H105V142H107L106 143V146L104 145V146H100L101 144H100V142ZM111 141V142H110ZM114 143H113V142ZM142 141H144L146 144H147V147H145L144 146V144L142 143ZM189 143H188V142ZM187 141H185L186 143H188V144H191V143H193L195 140L193 139V137H192V139H189V140H187ZM92 142V143H91ZM138 142H140V144L138 143ZM262 142V141H261ZM84 144V145H82V146H80L79 144ZM89 143V144H88ZM104 143V142H103ZM109 143V144H108ZM113 143V144H112ZM116 143V144H115ZM118 143H120L121 144V146H123L124 145V143H126V144H128L127 146H130V149L126 146V144H125V146L128 148H126L125 146V148L124 147H121L120 146V144H118ZM123 143V144H122ZM131 143H132V145H131ZM133 143L135 144H137V146H134L133 145ZM159 143V144H158ZM174 143V144H173ZM215 143H217V142H215ZM214 143V144H215ZM263 143V142H262ZM99 145V146H97V145ZM105 144V143H104ZM108 144V145H107ZM110 144H112L113 146L115 145V146H117V147H114L115 149H114V151H113V149H111L112 147H111V145ZM135 144V145H136ZM218 145H214V146H217V147H220L221 149H225V150H231V149H235V147H233V144H231L230 145V143L229 142H223V143H217ZM224 144H227V145H225L224 147H223V145ZM72 145H75L74 146V148L76 147V145L78 146V147H76L77 149H72L71 150V148H73V147H71ZM95 145V146H94ZM139 145H140V147H141V149L139 148ZM142 145V146H141ZM154 147H153V146ZM158 145V146H157ZM159 145H162V146H159ZM167 145V144H166ZM174 145V146H173ZM230 145V146H229ZM30 146V147H29ZM91 146H92V148H91ZM109 148H108V147ZM120 146V147H119ZM136 147V148H133L134 149V151H133V149H132V147ZM168 146V145H167ZM172 146L174 147V148H172ZM226 146H228V148H226ZM24 147V148H23ZM26 147H27V151L25 150L26 149ZM28 147H29V149H28ZM34 148V149H32V148ZM81 147L82 148H84L83 150H85L84 152H86L87 151V153H84V152H80V151H82V149H81ZM98 149H97V148ZM107 148L108 150L106 151V149L105 148ZM111 147V148H110ZM148 147H150V148H148ZM223 147V148H222ZM229 147H233V148H229ZM248 147H252V146H248ZM100 148V149H99ZM104 148V149H103ZM123 148V149H122ZM144 148H146V150L145 151H143L144 150ZM169 148L171 149L170 150V152L168 151L169 150ZM78 149H80V151L78 150ZM93 149V150H92ZM95 149H97L96 151H95ZM126 149H127V151L128 150H130V151H126ZM31 150V151H30ZM51 150V151H50ZM100 150V151H99ZM112 152H111V151ZM121 150V153H122V155H121V153L119 152ZM136 150H138L137 152H136ZM142 150V151H141ZM150 150H153V152L152 151H150ZM25 151V152H24ZM30 151V153L28 154L27 152H29ZM71 151V152H70ZM74 151V152H73ZM78 153H77V152ZM97 152V153H95V154H97L96 155V157L95 156H93L94 158H96V159H94L93 160V157H92V155H95V154H92L91 152ZM108 153H106V152ZM116 151V152H115ZM125 152L126 154L128 153V156L129 157H127L126 155H124L123 154V152ZM132 151V153L130 154V152ZM150 151V152H149ZM159 151V152H158ZM162 151V152H161ZM173 151V153L172 154H174L175 152ZM260 151H264V149H261ZM2 152V153H1ZM12 152H14V153H12ZM33 152V153H32ZM68 154H67V153ZM89 152V153H88ZM99 152H100V154H99ZM103 152V153H102ZM114 152V153H113ZM133 152H135V153H133ZM143 153L144 155H142V153L141 154H139L140 156H136V155H138L137 153ZM148 153L149 155H148V157L149 158H147L145 155H147L146 153ZM25 153H27L28 155H26ZM70 153V154H69ZM104 153H106L105 155H109V153H110V155L109 156H111V155H115V154H118L117 155V157L115 156V159L113 158V156H111L110 157V159L111 160H109V159H107V158H109L108 156H102V157H100L101 156V154L102 155H104ZM151 153V154H150ZM157 155H156V154ZM163 153H165V154H163ZM167 153V154H166ZM4 154V155H3ZM23 154H24V158H23ZM49 154V155H48ZM54 155V156H52V158H46V157H48V156H50V155ZM67 154V155H66ZM100 156H99V155ZM162 155L161 157H159V155ZM18 155V156H17ZM29 155H30V157H29ZM31 155H33V156H31ZM43 155H47L46 157L45 156H43ZM62 155V156H61ZM77 155V156H76ZM90 155H91V157H92V160H91V158H90ZM130 155H131V157H130ZM135 155V156H134ZM165 155V156H164ZM6 156V157H5ZM25 156H27L28 158H29V160H32V162L35 164L34 166H33V164H32V162H31V164L29 165L28 164V162L27 163H25V161L27 160V159H25L26 157ZM43 156V157H42ZM89 156V157H88ZM97 156H99V157H97ZM121 156V157H120ZM125 157V160H124V157ZM132 156H134V158L132 157ZM146 157L148 160H149V162H151V161H154V158H155V160L156 161H158V162H156V161H154V164H152L151 165V163H148V160H146V162L145 161H142V160H144V159H146V158H144V157ZM156 156V157H155ZM37 159H36V158ZM45 157V158H44ZM64 157V158H63ZM86 157V158H85ZM105 157H107V158H105ZM120 157V158H119ZM123 157V159H121ZM143 157V158H142ZM150 157L151 158H153V159H150ZM158 157V158H157ZM44 158V159H43ZM76 158H77V160H76ZM99 158V159H98ZM136 158V159H135ZM140 158H142V159H140ZM163 158H165V160H163ZM5 159V160H4ZM60 159V160H59ZM63 159V160H62ZM100 159H102V165H101V160ZM103 159H105V160H103ZM114 159V160H113ZM121 160V161H125V162H127L126 164H127V167L125 166L126 164H124L125 162H122L123 164H124V166L126 167V170L124 169L125 167L122 165V167H124V168H120L121 170H120V172H119V168H117V166H116V163L115 162H117V165L118 166H120L122 163H120L119 162V160ZM137 160V159H139V160H137V162L135 161V160ZM78 160H80V161H78ZM95 160H97V162L95 161ZM99 160V161H98ZM8 161H9V163H8ZM92 161H94L95 163H92ZM104 161H108L106 164H104ZM112 161H114V163H112L113 164V167L112 168H114V167H116V168H114V170H112V168L109 170V165L111 164L110 162ZM132 161H133V163H135V164H133L132 163ZM135 161V162H134ZM37 162V163H36ZM80 162H83L82 164L80 163ZM119 162V163H118ZM140 162V163H139ZM143 162L144 163H146V165L147 166H150L151 165V167H152V169H153V167H154V170H153V172H151L152 171V169L151 168H146V165L145 164H143ZM80 163V164H79ZM97 163H100V165L99 164H97ZM109 163V164H108ZM128 163H131L130 165L128 164ZM136 163H138L139 165L138 166H140V164H141V166L140 167H138V168H140V169H138L136 166H133V169H132V167L130 168V166H132V165H137ZM148 163V164H147ZM95 164H97V165H95ZM108 164V166H106ZM120 164V165H119ZM169 165H170V163H168ZM172 164V163H171ZM198 165H201L200 163H197ZM196 164V165H197ZM32 165V166H31ZM80 165V166H79ZM144 167H143V166ZM195 164H191L190 166L189 165H187L188 167H193V166H196ZM72 166V167H71ZM75 166H77V167H81V169L80 168H77V167H75ZM105 166V167H104ZM112 166V165H111ZM232 166V165H231ZM230 166V167H231ZM63 167H65V169L66 170H64V168ZM66 167H68L69 169H67ZM86 167V169H84ZM98 167V168H97ZM103 167V168H102ZM107 167V168H106ZM134 167H136L135 169H134ZM145 168L146 170H143L142 168ZM172 167V166H171ZM168 168V166L166 167L165 166V168L166 169H169V170H171L172 168ZM56 168H59V171L58 170H56ZM72 168H74L75 170H76V168H77V174H75L76 172H74V170L72 169ZM82 168H83V170H82ZM92 170H91V169ZM102 168V169H101ZM105 168V169H104ZM71 169V170H70ZM79 169V170H78ZM101 170V172H100V170ZM116 169V170H115ZM147 169H148V171L149 170H151L150 172H148L147 171ZM165 169V171L167 172V170ZM27 170V171H26ZM29 170V171H28ZM61 170H63L62 172H60ZM68 170H69V172L71 173V177H69V175H70V173L69 174H67L68 173ZM81 170H82V172H81ZM84 170H89V171H92L95 175H94V177H96V179H95V181H94V183L92 184V185H97L99 182H100V184H103V185H105V187H103V191L102 192H105V194H107V196L109 197H107L106 198V195H102L103 197H104V200L102 199L103 197L101 196V194H102V192H100V189H99V191H98V186H94V187H92V185L88 182V181H86V179L88 178V177H90V175L91 174H89L88 176L86 175L87 173L86 172H89V171H85L84 172ZM104 170V171H103ZM106 170V171H105ZM109 170V171H108ZM135 170V171H134ZM156 170V171H155ZM25 171V172H24ZM39 173L40 174V176L36 173ZM58 171V172H57ZM66 171V172H65ZM113 171H116V172H112ZM134 171V172H133ZM138 171V172H137ZM27 172V173H26ZM30 172H33V173H31V174H29ZM55 172H57V173H55ZM60 172V173H59ZM108 172V173H107ZM111 172V173H110ZM133 172V174H131ZM140 172V173H139ZM143 172V173H142ZM169 172V171H168ZM217 172H220V171H217ZM214 173V175H216L217 177H219L220 178V180H222L221 181V184L223 185H221L220 183L218 184V183H216V181L215 182H213L211 179H210V181H212V183H213V185H215V186H218L219 188V190H220V194H223V193H221V192H224L223 190L226 188V189H231V190H234L233 188H236L238 185H243L244 183H245V181H243V180H239V179H236V178H231V177H227V175H224V174H222V172H220V173ZM35 173H36V175H35ZM53 174V176L51 175V174ZM64 173H66V178H63V175H64ZM85 175H84V174ZM91 173V172H90ZM100 173V174H99ZM104 173V174H103ZM105 173H107L106 175H105ZM111 175H110V174ZM56 174V175H55ZM72 174H74V175H72ZM79 174H81L80 176H79ZM102 174V175H101ZM136 176H135V175ZM168 174V173H167ZM171 174V173H170ZM180 173H178V174H175V175H177V177H181V178H183V177H185V176H182L181 174V176L179 175ZM47 175H49V176H47ZM68 175V176H67ZM76 175V176H75ZM85 176V178L83 179V176ZM117 175H119V177L117 176ZM120 175H121V177H120ZM123 175V176H122ZM42 176H44V177H47L46 179L44 178H42ZM52 176V177H51ZM56 176H57V178L58 177H60L61 178V176H62V179L61 180H59V179H57L56 178ZM100 176H104V179L101 177L100 178ZM107 176V177H106ZM111 176H113L112 178H114V179H110L109 180V186H112V184H113V186H116V185H114V183H119L118 184V186L117 187H106V181H107V179H109V178H111ZM115 176V177H114ZM124 176H129L128 178H125ZM133 176V177H132ZM160 176V175H159ZM171 176H174V175H171ZM196 176L197 177H199V178H201V177H204V176H202V175H199V174H196ZM49 177V178H48ZM67 177H69V179H67ZM72 177H80L79 179H74V178H72ZM82 177V178H81ZM93 177V176H92ZM92 177H91V179H92ZM121 178V179H118V181H117V179L116 178ZM160 177H162V176H160ZM3 178V179H2ZM105 178H107V179H105ZM133 178V179H132ZM222 178V179H221ZM228 178V179H227ZM10 179V180H9ZM56 179V180H55ZM67 179V180H66ZM73 180L72 182H71V180ZM83 179V180H82ZM89 179V178H88ZM91 179L89 180V181H91ZM102 179V180H101ZM124 179V180H123ZM126 179H129V180H131L132 182L130 183V181L129 180H126ZM155 179V178H154ZM202 179V178H201ZM5 180V181H4ZM54 180V181H53ZM59 180V181H58ZM74 180H77V182L76 181H74ZM81 181V182H83V181H85V182H83V183H86V185H85V187H84V185H82L83 183H81V182H79V181ZM93 180H94V178H93ZM93 180L91 181V182H93ZM106 180V181H105ZM119 180H122V181H124V182H129L130 183V185L129 186H126V187H129V190H127L126 188V190H124V189H122V188H124V187H121L120 185H121V183H123L122 185H127V183H124V182H122V181H119ZM126 180V181H125ZM227 180V181H226ZM239 180V181H238ZM1 181H3V182H1ZM46 181V182H45ZM47 181H49V183L47 182ZM57 182V184L60 186L59 188H61L60 190H59V188H58V186L56 185V182ZM68 183V185L69 186H65V185H63V183ZM70 181V182H69ZM103 181H105V182H103ZM114 181V182H113ZM116 181V182H115ZM209 180H204L203 182H208ZM10 182V183H9ZM34 182L36 183V184H34ZM44 182V184H43V186H41L42 185V183ZM50 182H52V183H50ZM77 183V184H73V183ZM79 182V183H78ZM135 182V181H134ZM164 182V181H163ZM218 182V181H217ZM233 182V183H232ZM47 183V184H46ZM55 183V184H54ZM81 183V184H80ZM88 183V184H87ZM96 183V184H95ZM128 183V184H129ZM143 183V184H144ZM225 183V184H224ZM230 183V184H229ZM234 183H236V184H234ZM39 184V185H38ZM46 184V185H45ZM54 186H52V185ZM72 186H71V185ZM99 184V185H100ZM132 184L133 185H136V186H132ZM157 184H158V186H159V190H157L158 189V187H155V186H157ZM227 184V185H226ZM48 185V186H47ZM50 185V186H49ZM75 185H79V188H78V186H75ZM88 185L90 186L89 188H91V189H89V188H87L88 187ZM224 185H225V187H224ZM244 185H246V184H244ZM35 186V187H34ZM45 186V187H44ZM57 186V187H56ZM63 186H65L66 188H64ZM121 187V191H120V187ZM131 186L132 187H134L133 189L134 190H137V192L139 193V194H142V195H138V193L136 192V191H134V190H132V188H131ZM222 186V188H224V189H222V188H220ZM233 186H235V187H233ZM18 187V188H17ZM19 187L21 188L20 190H18L19 189ZM30 187V188H29ZM49 187V188H48ZM119 187V188H118ZM165 187V188H164ZM228 187V188H227ZM232 187V188H231ZM23 188V189H22ZM46 188V190H44ZM54 188H56V191H55V189ZM88 190H87V189ZM106 188V189H105ZM112 188H114V189H112ZM140 188H143V189H140ZM38 189V190H37ZM41 189V190H40ZM48 189H50V191L48 190ZM54 189V190H53ZM66 189H68L67 191H66ZM94 189V190H93ZM95 189H97V191H98V193H97V191H95ZM119 189V190H118ZM140 189V190H139ZM192 189V188H191ZM30 190V191H29ZM60 192H59V191ZM111 190V191H110ZM114 190L115 191H117L116 193L114 192ZM123 190L126 192V193H124L123 192ZM132 190V191H131ZM139 190V191H138ZM142 190V191H141ZM145 192H144V191ZM149 190H151V193L149 192ZM193 190V189H192ZM19 191H21V192H19ZM23 191H26L25 193H23ZM51 191L52 192H55V193H53L54 195H56V196H54L52 193H51ZM84 191H88L87 193L86 192H84ZM94 191V192H93ZM142 193H141V192ZM148 191V193H150V194H148L147 193V195H146V192ZM153 191V192H152ZM159 191H160V194H159ZM226 191V190H225ZM17 192V194H15ZM28 192H32V193H28ZM35 192V193H34ZM56 192H59L60 193V195H59V193H56ZM68 192V193H67ZM96 192V193H95ZM110 192H114V194L116 195V196H114L113 195V193H110ZM119 192V193H118ZM136 193L135 195H134V193ZM144 192V193H143ZM157 192H158V194H157ZM2 193H3V195H2ZM23 193V194H22ZM40 193V194H39ZM42 193V194H41ZM61 193H62V195H61ZM64 193H66V194H64ZM82 193V194H81ZM92 193H94V194H92ZM130 193H133V195L132 194H130ZM156 193V194H155ZM5 194H7V195H5ZM20 194L22 195V197L20 196ZM26 194H28V195H30V198H29V196L28 195H26ZM33 194V195H32ZM36 194H37V196H36ZM58 194V195H57ZM145 194V195H144ZM153 194H155V195H153ZM10 197H9V196ZM25 195V196H24ZM99 195V196H98ZM119 195H122V196H119ZM136 195H138V196H136ZM158 195V196H157ZM167 195V197H169V196H171L172 194H169V193H166L165 194V196ZM7 196V197H6ZM24 196V197H23ZM26 196H28V197H26ZM32 196V197H31ZM40 196L43 198V196H44V198L42 199L41 198V200H43V202L40 200ZM57 196H60V197H57ZM82 196H84V197H82ZM100 196H101V198H100ZM136 196V197H135ZM149 196H153L152 197V200H150V197ZM9 197V198H8ZM26 197V198H25ZM39 197V199L37 200V198ZM115 198V201H114V198ZM120 197V198H119ZM123 197V198H122ZM142 197V198H141ZM157 197V198H156ZM159 197V198H158ZM4 198H6V199H4ZM20 198V199H19ZM22 198V199H21ZM28 198V199H27ZM58 198H60V199H58ZM86 198H89L90 199V201H89V199H88V201H86L87 199ZM105 198H106V200H105ZM127 198V199H126ZM149 200H148V199ZM58 199V200H57ZM83 199H84V201H83ZM93 199V200H92ZM111 199V201H108V200H110ZM112 199H113V201H112ZM119 199V200H118ZM100 200V201H99ZM154 200H156V201H154ZM3 201V202H2ZM38 201V202H37ZM81 202V204H80V202ZM93 201V202H92ZM88 203L87 205L85 204V203ZM90 202H92V204H94V205H92ZM96 202V203H95ZM99 202H103V203H99ZM106 202V204H104ZM137 202L139 203H145V207H142L143 209H145L147 206H146V203L148 204V206L149 205H151V206H149V208H146L145 210L146 211H148L147 209H149V213L151 214V215H153V216H151V215H149V213H146L142 208H140L141 206L139 205V204H137ZM154 202V203H153ZM214 202V201H213ZM218 202H220V203H223V205H226V202H221L220 200H218V201H216L215 200V202L213 203L214 205H217V204H219ZM231 202V201H230ZM83 203H84V205H83ZM99 203V204H98ZM149 203H151V204H149ZM199 204H198V206H196V210H194L191 214H189L190 216H192V217H194V219H192V220H194L195 221V219H196V222H199L200 221V223H205L204 221H202V220H205L206 218H212L213 217V215H214V221L210 218H208L207 220H211V221H213V223H211V221L209 222V225H211V226H209L208 224V228L210 229H208L207 228V226H206V229L208 230V231H210V234L212 235L211 236V242H210V244H209V247L211 248V246H212V248L214 247V244L219 248V245L221 244V241H222V239L223 238H225L224 236L225 235H228L229 233L231 234V235H236V237L234 238V237H232L230 234L228 235L229 237L228 238H225L226 239V241H227V243L228 242H230V241H232V242H230V243H228L229 245H231L233 248H231V246H230V248L228 247V244H226L227 245V248H225V249H229L230 251H231V254H230V252H228V251H223L222 249H221V247L219 248V250L221 251L220 253H221V255H222V257H221V255H218V253H217V255H216V257H217V259L216 260H214V263H216L217 264V260H218V264H224V262H225V264H227V262L226 261H228V264H234L233 262H232V260L230 261V259L232 258L231 256L234 254V253H232L233 251H234V249H236L234 252H235V254L237 253V254H239V252H243L244 251V253H240L239 255L241 256V262H240V258L238 259L239 261H238V263H236V264H251L250 263V261H248V260H252V259H256L257 258V256H258V259H260L261 258V256H260V254L263 256L264 254V244L263 243H260V244H262V245H260V248L258 247V248H256V244L254 245V243H255V241H256V238L255 237H253V239H251V237L250 236H252L253 235V233H254V231L253 230H255V228L254 227H252L251 229H245L246 230V232L245 233H241V231H240V226L241 227H243L244 225L246 226V224H244L243 225V223H245V218H241L240 220L242 221V220H244V222H240V220H239V222L238 221H236L237 219H234V220H231V223H230V221H227V226L228 227H226V228H228V229H225V230H223L222 229V227H221V223L220 222H222V220L220 221V219H219V221H218V219H215V217H217L216 215H218V213L216 212L217 210H214V209H212V211H205V214L204 213H201L200 212V209L201 208H203L204 206H206V208H210V205L208 204L209 202H207L206 201V203H205V201H201L200 200V202H198ZM242 203V202H241ZM245 203V202H244ZM18 204V203H17ZM56 204V205H55ZM80 204V205H79ZM89 204H91V206H88ZM98 204V205H97ZM101 204V205H100ZM108 204V205H107ZM231 204H232V206H235V205H240V204H238L236 201H234V202H231ZM234 204V205H233ZM105 205H107V206H105ZM139 205V206H138ZM229 204L227 203V205L226 206H228ZM242 205V204H241ZM245 205H247V204H245ZM45 206V205H44ZM71 206V207H70ZM105 206V207H104ZM144 206V205H143ZM2 207V208H1ZM42 207V208H41ZM75 207H77V206H75ZM81 207L82 208H84V210L83 209H81ZM86 207V208H85ZM88 207V208H87ZM201 207V208H200ZM217 207V206H216ZM230 206H228V208H229ZM67 208H70V209H67ZM73 208H74V206H73ZM153 208H154V206H153ZM205 208V207H204ZM231 208V207H230ZM198 209V210H197ZM23 210V211H22ZM58 210V211H57ZM75 210V211H74ZM89 210H90V212H89ZM128 210H132L133 212H137V213H132L131 211H128ZM11 213H10V212ZM14 211V212H13ZM80 211V212H79ZM106 211L105 212H101V213H103V214H99V215H106L107 213H106ZM153 211H155V210H153ZM199 211V212H198ZM214 211H215V213H216V215H215V213H214ZM13 212V213H12ZM67 212V213H66ZM84 212H86V213H83ZM130 212V213H129ZM212 212V213H211ZM16 215H18V216H20L18 219H15L14 218V216H16ZM45 214L44 216L46 217L45 219H42V218H40L41 217V214ZM70 215H69V214ZM88 213V214H87ZM90 213V214H89ZM98 213V212H97ZM195 213H196V215H195ZM208 213V214H207ZM214 213V214H213ZM3 214V215H2ZM22 214H23V216H22ZM63 214L61 215V216H63ZM96 214V213H95ZM133 214H135V215H133L134 216V218H133V216L132 215ZM147 214V215H146ZM201 214H203V215H201ZM209 214H211V215H209ZM8 215V216H7ZM13 215V216H12ZM39 215V216H38ZM49 215V216H48ZM87 215V216H86ZM110 216V214L108 213L107 214V216ZM139 215H140V217L141 218H139V219H141V220H139L138 219V217H139ZM206 215L208 216V217H206ZM108 216V217H109ZM146 216V217H145ZM202 216H204L203 218H202ZM167 217V218H166ZM33 219V222L31 221L32 219ZM110 218V217H109ZM143 218V219H142ZM180 218V216L178 217V219ZM198 218V219H197ZM200 218H202V219H200ZM14 219V220H13ZM37 219V220H36ZM115 219V218H114ZM55 220V221H54ZM56 220H58L57 222H56ZM134 220V221H133ZM135 220H136V222H135ZM24 221V222H23ZM53 221V222H52ZM71 221V220H70ZM139 221V222H138ZM206 221V220H205ZM5 222H7V223H5ZM30 222H28V223H30ZM40 222V223H41ZM44 222V223H43ZM56 224H55V223ZM132 222L135 224V227H133L134 226V224L132 225ZM207 222V221H206ZM207 222V223H208ZM238 222V223H237ZM10 224V225H8V227L5 225V224ZM47 223H49V224H47ZM68 223H71V222H68ZM216 223V224H215ZM220 225H218V224ZM223 223V222H222ZM229 223H230V225H229ZM243 225H241V224ZM64 224V225H63ZM71 224H73V227L74 226H77L76 228H78L77 230H76V232H79V228H81V226L78 224H76L75 223V225H74V223H73V220H72V223ZM238 224H240V226L238 225ZM66 225V226H65ZM127 225V226H126ZM234 225V226H233ZM10 226H11V228H10ZM70 226H72V225H70ZM239 226V227H238ZM65 227V228H64ZM201 227V226H200ZM200 227H198L199 229H200ZM231 227V228H230ZM264 227V226H263ZM263 227H262V229H263ZM5 230H4V229ZM8 228L9 229H11L10 230V232L8 231ZM136 228V229H135ZM205 228V227H204ZM216 228V229H215ZM218 228V229H217ZM239 229V231H238V229ZM245 228V227H244ZM7 229V230H6ZM54 229H55V231H54ZM82 229V231L83 230H85V229H83V227L81 228ZM132 229H134V230H137V231H134V230H132ZM221 229V230H220ZM13 230V232H11ZM58 230V231H57ZM75 230H74V232H75ZM88 230V232L89 233H91L90 231H89V229H87ZM87 230L86 231H83V232H85V233H88L87 232ZM126 230V231H125ZM171 231H172V229H170ZM223 230V231H222ZM230 230V231H229ZM248 230V231H247ZM264 230V229H263ZM8 231V232H7ZM221 231V232H220ZM228 231V232H227ZM237 231V232H236ZM251 231V232H250ZM255 231H257V229L255 230ZM25 232V231H24ZM133 232H135L136 233V235L134 236V235H132V233ZM153 232V231H152ZM151 232V233H152ZM214 232V233H213ZM233 232H236L237 234H233ZM238 232H240V233H238ZM251 233V234H248V233ZM253 232V233H252ZM259 232V231H258ZM10 233H11V235H10ZM106 233V234H105ZM104 234V236L105 237H107V238H112L113 236H112V234H110V233H108L107 234V232H105ZM131 233V234H130ZM173 233H176L174 236H173ZM217 233V234H216ZM153 235H154V239H156V234H155V232L154 233H152ZM214 234V235H213ZM220 234V235H219ZM221 234H222V236H221ZM238 234H240V235H244V234H247V237L249 236V238L248 239H245V243H244V240H243V243L241 244V243H239V242H241L242 240L241 239H239V238H237L238 236ZM56 235V238H57V235H59L58 237H60V234H55ZM133 237H132V236ZM140 235H141V233H140ZM5 236V237H4ZM7 236H8V238H7ZM62 236V238H63V240H65V242H66V248L64 249V250H66L67 249V245L69 244V242H71L72 240H68V241H66L67 239H64V237L65 238H67V236H64L63 237V235H61ZM216 236H218V237H216ZM254 236V235H253ZM263 235H261V238H263V240H264V237H262ZM11 237H13V238H11ZM143 237V238H142ZM233 239H232V238ZM9 239V240H7V239ZM18 240H17V239ZM62 238H60V240L62 239ZM229 238H230V240H229ZM243 238V237H242ZM254 238H255V240H254ZM259 238H260V236H259ZM11 239H12V241H11ZM19 239H20V241H19ZM106 239V238H105ZM112 239H114V237L112 238ZM153 239V240H154ZM236 239H239V242L236 240ZM28 240H30V239H25V242L23 241V243L21 242V246L25 243L26 245H27V241ZM45 239L44 238H42L41 237V244L42 245H45L44 247H43V252L46 254V253H49L50 252V250L52 249V250H55L56 249V251H60L59 249H61L60 247H57V245L58 244H61V243H64V241L63 240H61L60 242L58 241V243H57V241H52L53 243H48V242H46V241H44ZM95 242H97V238H96V240L95 239H93ZM132 240V241H131ZM136 240V241H135ZM178 240V241H177ZM216 240V241H215ZM235 240H236V242H235ZM252 240H253V242H252ZM9 241L11 242L10 244H9ZM14 241V242H13ZM31 241V240H30ZM116 241V240H115ZM143 241V242H142ZM156 240H154V242H155ZM161 241H163V243H164V240L162 239ZM180 241V242H179ZM247 241H249V244L251 245L252 244V247L248 244V242ZM18 242V243H17ZM43 242V243H42ZM54 242L55 243H57L56 245L54 244ZM67 242H68V244H67ZM131 243V244H129V243ZM138 242V243H137ZM143 244H142V243ZM170 242V243H169ZM182 242V243H181ZM214 242V243H213ZM216 242V243H215ZM247 242V243H246ZM250 242H252V243H250ZM72 243V242H71ZM70 243V244H71ZM136 243V244H135ZM179 243H181V244H179ZM234 243H236V244H234ZM12 244V245H11ZM24 244V245H25ZM73 244V243H72ZM170 244V245H169ZM183 244V245H182ZM213 244V245H212ZM241 244V245H240ZM243 244H244V246L247 248V249H245V247L243 246ZM248 244V245H247ZM8 247V249L6 248V246ZM11 245V246H10ZM61 245H65V244H61ZM122 245H123V247H122ZM128 245V246H127ZM181 245V246H180ZM235 245V246H234ZM238 246V248L240 247L242 250H238V248H237V246ZM12 248V250L10 249V247ZM16 246H18V248L16 247ZM49 246V247H48ZM52 246V248L50 249V247ZM130 246H132V247H130ZM134 246V247H133ZM178 246H180V247H178ZM185 246V247H184ZM262 246V247H261ZM4 247V248H3ZM135 247H137V249L135 248ZM170 247V248H169ZM253 248L252 250H251V248ZM6 248V249H5ZM55 248V249H54ZM79 248V247H78ZM80 248L84 251L85 250V252H83L82 250V254L80 253ZM80 248L77 250L76 249V251H75V249H74V251L76 252V253H78V255H77V257H75V258H77V261L79 260V258L81 257V255H82V257L84 256V257H86L87 256V253H88V259L90 260L89 262H88V259H87V261L86 262H88V264L90 263V264H94V262H95V260H96V262L95 263H97L98 264V262L100 263V264H103L102 262V259L101 258H97V257H94L92 254H93V252L94 253H96V249L97 250H99V248L96 246V247H87L86 248V246L85 245H83V247L82 246H80ZM94 249V250H90V249ZM104 249H103V251H104V253H105V250L107 251V249L105 248V247H103ZM135 249V252H134V249ZM172 248H174V249H172ZM209 248V249H210ZM249 248V249H248ZM263 248V249H262ZM68 249H69V247H68ZM171 249V250H170ZM232 249H233V251H232ZM257 249V250H256ZM260 249V250H259ZM6 252H4V251ZM44 250H46V251H44ZM70 250H71V248H70ZM70 250H67L66 252L67 253H69L70 252ZM102 250V249H101ZM133 250V251H132ZM238 250V251H237ZM246 250V251H245ZM259 250V252H257ZM3 251V252H2ZM13 251V252H12ZM69 251V252H68ZM74 251H71V252H73L72 254H75V252ZM78 251V252H77ZM93 251V252H92ZM103 251H102V253H103ZM222 251H223V253H222ZM12 252V253H11ZM16 252V251H15ZM70 252V253H71ZM101 252V251H100ZM107 252H110V253H112V254H114L115 255V253L114 252H112V251H107ZM131 252V253H130ZM140 252V251H139ZM171 252V253H170ZM182 252V251H181ZM192 252H193V254H192ZM196 252V253H195ZM217 252H219L218 250H217ZM225 252V253H224ZM249 252L251 253L252 252V254L253 253H255V255H257V256H253L252 254H249ZM5 253V254H4ZM86 253V254H85ZM98 253H99V251H98ZM159 253V254H158ZM173 253V254H172ZM212 254H213V252H211ZM260 253V254H259ZM8 254V255H7ZM79 254H81L80 256H79ZM84 254V255H83ZM90 254V255H89ZM169 254V255H168ZM183 254H184V256H183ZM191 254V255H190ZM196 254V255H195ZM214 254H215V252H214ZM233 255V258L234 259H236L237 260V258L238 257H240L239 255ZM244 254V255H243ZM247 254V255H246ZM249 254V255H248ZM259 254V255H258ZM6 255V257L4 258V256ZM9 255L11 256V257H9ZM76 255V254H75ZM105 255H107V254H105ZM104 255V256H105ZM135 255V256H134ZM152 255V256H151ZM168 255V256H167ZM178 255H179V258H178ZM182 255V256H181ZM202 255H201V258H202ZM225 255V256H224ZM78 256H79V258H78ZM90 256V257H89ZM91 256H93L94 258H96V259H94V258H92ZM246 256H247V258H246ZM253 256V257H252ZM3 257V258H2ZM9 257V258H8ZM137 257V258H136ZM145 257V258H146ZM150 257H147V258H150ZM167 257V258H166ZM193 257V258H192ZM200 257V256H199ZM228 257H230V258H228ZM242 257H244V258H242ZM3 259V261H2V259ZM24 258L25 259H27V256L25 257L24 256ZM87 258V257H86ZM113 259V261H111L112 259ZM111 258H109V259H107L105 262H107L108 263V261H111V262H109L110 264H114V261H115V263H117L116 262V260H115V258L114 257H111ZM190 260H189V259ZM226 258V259H225ZM228 258V259H227ZM245 258L247 259V260H245ZM6 259V260H5ZM70 259V258H69ZM69 259H68V261H69ZM81 259V258H80ZM93 259V260H92ZM98 259H101V260H98ZM158 259V260H157ZM183 259V260H182ZM220 259H221V261H220ZM223 259V260H222ZM4 260H5V262H4ZM7 260L8 261H10V262H7ZM70 260H73V258L72 259H70ZM92 260V261H91ZM123 262H122V261ZM121 260H117L118 262H121L122 264H126L125 263V261H124V259H122V257H121ZM67 261V260H66ZM65 261V262H66ZM216 261V262H215ZM220 261V262H219ZM223 261V262H222ZM246 263H245V262ZM74 264H76L75 262H76V260H73L72 261ZM71 261H69V263L68 262H66V263H63V264H73ZM93 262V263H92ZM104 262V264H107V263H105ZM164 262V263H163ZM185 262V263H184ZM201 262V261H200ZM108 263V264H109ZM120 263V264H121ZM117 264H119V263H117ZM262 264V263H261Z\"/></svg>",
    "mask_w": 264,
    "mask_h": 264
},
{
    "label": "bare ground",
    "instance_id": "2",
    "mask_svg": "<svg viewBox=\"0 0 264 264\" xmlns=\"http://www.w3.org/2000/svg\"><path fill=\"white\" fill-rule=\"evenodd\" d=\"M55 2L54 3H56L57 4V9H60V8H62V7H64V9L65 8H67V9H71L72 11L71 12H73V10H79V11H86V10H88L89 8L88 7H90L89 5H87V0H82L83 2H81L80 4L78 3V2H75V4L72 6H70L69 4H66L65 2H64V0L63 1H61V0H54ZM61 1V2H60ZM81 1V0H80ZM93 1V0H92ZM95 1H98V0H95ZM100 1V0H99ZM116 1V0H115ZM118 1V0H117ZM116 1V2H117ZM123 1V0H122ZM152 1V2H151ZM129 0L128 2H130V4L132 5V7H129L130 9H128L127 7H126V10H123V11H127V9L130 11V13L132 14V13H135L136 12V10H135V8L136 7H138L139 9H141L142 11H144L146 8H151V9H149V10H152V8H154L155 9V13L157 14V15H159V16H166V17H168L167 16V14L168 15H171V14H173L174 12L173 11H175V13L176 12H180L181 10L179 9V6H178V4H176L175 2H173V1H171V0H155V1H153V0ZM181 1V0H180ZM183 1V0H182ZM201 2H202V0H200ZM204 1H206V0H204ZM203 1V2H204ZM222 1V0H221ZM224 1V0H223ZM226 1V0H225ZM237 1V0H236ZM247 1V0H246ZM249 1V0H248ZM27 2V1H26ZM51 2V1H50ZM107 2H109V1H107ZM111 2H114L113 0L112 1H110V3ZM120 2V4H121V1H119ZM127 1H126V3H128ZM201 2H199V1H197V0H194V1H190L189 2V4H187V5H189V6H187V8L186 9H188V8H192V9H194V6H197L198 7V9H197V7H195L196 8V12L197 13H199L197 10H200V12H201V10L202 9H205V7H207V6H205L206 4H201ZM208 2V1H207ZM210 2V1H209ZM218 2V1H217ZM220 2V1H219ZM12 3V2H11ZM41 2H39V3H36V2H34L33 1V4H35V5H30L28 8V10H21V15H24V13L25 12H28L29 13V15H30V18L33 20V21H35V22H38V21H40L41 19H43V20H45V17L44 16H42V14H44V13H46V15L49 13L50 14V12H52V10H53V8H54V10H55V7H52V6H50L51 4H48V7H45V6H47V5H45V4H40ZM52 3V2H51ZM100 3V2H99ZM102 3H103V0H102ZM105 3V2H104ZM124 4H125V2H123ZM122 3V4H123ZM206 3V2H205ZM212 3H214V2H212ZM212 3L209 5V7L212 5ZM216 3V2H215ZM221 3V2H220ZM229 3V2H228ZM16 4V3H15ZM73 4V3H72ZM119 4V3H118ZM117 4V5H118ZM218 4V3H217ZM227 4V3H226ZM231 4V3H230ZM229 4V5H230ZM12 5V4H11ZM37 5H39V6H41V7H43V8H41V7H36ZM107 5H109V4H107ZM113 5V4H112ZM186 5V4H185ZM184 5V6H185ZM231 5H233V4H231ZM236 5V4H235ZM239 5V4H238ZM240 5H243V4H240ZM9 6V5H8ZM114 6V5H113ZM112 6V7H113ZM116 6V5H115ZM115 6H114V8H115ZM181 6H183V5H181ZM184 6H183V8H184ZM215 6V5H214ZM218 6V5H217ZM220 6H223V4H221ZM228 6V5H227ZM245 6L246 5H244V9L243 10H245ZM250 6V5H249ZM50 7V8H49ZM93 8L94 7H96V6H92ZM91 7V8H92ZM105 7H107L106 5H105ZM121 7V6H120ZM164 7V8H163ZM216 7V6H215ZM230 6H228V7H222L225 11H223V12H226L227 10H228V8H229ZM232 7V6H231ZM234 7H237V6H233V10L234 11H238V12H242V11H239V9H241L242 10V8H243V6L240 8V6L238 7L239 9L238 10H235L234 9ZM11 8H13V7H11ZM96 8H98V7H96ZM95 8V9H96ZM100 8V7H99ZM108 8H109V6H108ZM111 8V7H110ZM117 8H118V6H117ZM117 8H115L116 9V11H119L120 12V10L121 9H119V10H117ZM182 8V7H181ZM221 8V7H220ZM221 8V9H222ZM247 8H249L248 7V5H247V7H246V10H247ZM20 9V8H19ZM52 9V10H51ZM67 9H65V10H67ZM100 9H103V8H100ZM104 9H106V8H104ZM114 9V10H115ZM124 9H125V7H124ZM138 9V10H139ZM185 9V8H184ZM185 9V11L187 12L188 10H186ZM189 9V10H190ZM191 9V10H192ZM212 9V8H211ZM210 9V10H211ZM215 9V8H214ZM222 9V10H223ZM237 9V8H236ZM252 9V8H251ZM91 10V9H90ZM94 10V9H93ZM98 11H99V9H97ZM138 10H137V12H138ZM170 10H171V12H170ZM177 10V11H176ZM190 10V12H194V10H192L191 11ZM207 10V8L205 9V11ZM220 10V9H219ZM219 10H217V8H216V11L218 12ZM249 10V9H248ZM252 10H254V9H252ZM58 11V10H57ZM96 11V10H95ZM94 11V12H95ZM113 11V10H112ZM123 11H122V13H123ZM141 11V13H143ZM146 11V10H145ZM167 11V12H166ZM182 11H184V10H182ZM221 11V10H220ZM233 11V12H234ZM30 12H32V13H35V14H38L39 15V17L36 15H32V14H30ZM61 12V11H60ZM82 12V13H83ZM88 12V11H87ZM86 12V13H87ZM91 12H92V10H91ZM101 12V11H100ZM113 12H115V11H113ZM119 12H115L116 14L117 13H119ZM139 12H140V10H139ZM139 12H138V15L140 16V18L141 17H143L142 16V14H139ZM150 12V11H149ZM148 12V13H149ZM152 12H153V10H152ZM154 12H153V14H151V15H154ZM173 12V13H172ZM189 12V11H188ZM187 12V13H188ZM202 12H204L203 10H202ZM222 12V13H223ZM230 12H232V8H231V11ZM246 12V11H245ZM248 12V11H247ZM254 12V11H253ZM56 13H59V12H56ZM80 13V12H79ZM81 13V14H82ZM122 13H120V14H118V15H121ZM129 13V12H128ZM128 13H126L125 15H127ZM130 13H129V15H130ZM175 13L173 14V16L175 15ZM185 13V12H184ZM195 13V12H194ZM209 13H213V12H208V14ZM219 13H221V12H219ZM258 13H260V12H258ZM52 14H54L55 15V12L53 11V13ZM80 14V15H81ZM124 14V13H123ZM144 14V13H143ZM147 14V13H146ZM145 14V15H146ZM150 14V13H149ZM156 14H155V16H156ZM177 14V13H176ZM200 14V13H199ZM228 14L230 15L231 13H229L228 12ZM233 14V13H232ZM237 14V13H236ZM242 14H244L243 12H242ZM261 14V13H260ZM45 15V16H46ZM51 15V14H50ZM106 15V14H105ZM108 15V14H107ZM133 15V14H132ZM136 15H137V13H136ZM136 15H134V16H136ZM148 15V14H147ZM151 15H149L150 17H152ZM190 15V14H189ZM197 15V14H196ZM202 15H205L204 13L202 14ZM202 15H199V16H201L202 17ZM227 15V14H226ZM238 15V14H237ZM101 16V15H100ZM184 16V15H183ZM209 16H211V15H209ZM216 16H218V15H216ZM232 16L233 15H230L229 17H231L232 18ZM234 16L236 17V15L234 14ZM24 17V16H23ZM44 17V18H43ZM123 17H125L124 15H123ZM129 17H131V15L129 16ZM129 17H126V18H128L129 20L131 19V18H129ZM144 17H146V16H144ZM143 17V18H144ZM156 17H158V16H156ZM176 17V16H175ZM177 17H179V14H178V16ZM180 17H181V12H180ZM185 17V16H184ZM187 17H191V16H187ZM194 17V16H193ZM193 17H192V19H193ZM195 17H197V16H195ZM201 17H199V19H196V23H197V25L199 24V26H197V28L198 27H200L201 26V24H203V26H206V24H207V21L209 20V18H208V20H204L205 18L204 17H202L203 19L202 20H204V22H206V23H201V20H200V18ZM220 17V16H219ZM223 17V16H222ZM226 18L228 17V15L227 16H225ZM228 17V18H229ZM48 18V16H46V19ZM54 19H56L57 18V15L55 16V17H53ZM59 18H61V17H58V19ZM114 18V17H113ZM134 18V17H133ZM136 18V17H135ZM148 18V17H147ZM155 18V17H154ZM158 18H160V17H158ZM169 18V17H168ZM186 18V17H185ZM224 18V17H223ZM230 18V19H231ZM240 17H236V20H238ZM10 19V18H9ZM30 19V20H31ZM39 19V20H38ZM62 19V18H61ZM137 19H139L138 17H137ZM181 19H183V17L181 18ZM212 19H214V21H212ZM217 19H221V18H214V15H213V18H211V20L208 22V23H210V24H208L207 26H212V24H215L216 25V23H211V21L212 22H216V20ZM233 19V18H232ZM27 20V19H26ZM37 20V21H36ZM74 20V19H73ZM72 20V21H73ZM132 20H134V19H132ZM143 21H144V19H142ZM155 20V19H154ZM165 20H167V19H165ZM186 20H187V18H186ZM188 20H191V19H188ZM198 20V21H197ZM226 20V19H225ZM228 20V19H227ZM235 20V21H236ZM53 22H55V20H52ZM60 21V20H59ZM61 21H63V20H61ZM60 21V22H61ZM221 21H224V20H221ZM246 21H248V20H246ZM41 22V21H40ZM43 22V21H42ZM71 22V21H70ZM131 22H134V21H131ZM160 23H161V21H159ZM184 22V21H183ZM190 22H195V21H189V23ZM218 22H220V20L219 21H217V24H220V26L221 25H223L222 27H224V24H228V23H234V22H232V20L229 22H227V23H222L221 24V22L220 23H218ZM242 22V21H241ZM250 22H252V21H250ZM72 23V22H71ZM75 23V22H74ZM74 23H72V24H74ZM95 23V22H94ZM144 23V22H143ZM150 23V22H149ZM156 23V22H155ZM237 23V22H236ZM249 23V22H248ZM169 24V23H168ZM175 24H176V22H175ZM243 24V23H242ZM71 25V24H70ZM150 25V24H149ZM231 25V24H230ZM235 26L237 25V24H234ZM233 25V26H234ZM248 25V24H247ZM246 25V26H247ZM251 25V24H250ZM249 25V26H250ZM10 26H12L11 24H10ZM14 26H15V24H14ZM217 26V28H220L221 29V27H219L218 25H216ZM216 26H215V28H216ZM238 26V25H237ZM253 26V25H252ZM17 27V26H16ZM76 27V26H75ZM135 27V26H134ZM146 28V30L148 29H150L151 30V33H152V30H153V33L155 34V36H164L165 38L167 37V38H173V35H174V31H175V29H170L171 27L169 26V25H163L162 27H160V26H158V25H155V26H150L149 28H148V26H145ZM194 27H196V24L194 25ZM212 27H214V26H212ZM211 27V28H212ZM230 27V26H229ZM239 27H241V26H239ZM254 27V26H253ZM11 28V27H10ZM13 28V27H12ZM15 28V27H14ZM77 28H79L78 26H77ZM141 28V27H140ZM144 28V27H143ZM183 28V27H182ZM192 28V27H191ZM203 28V27H202ZM201 28V29H202ZM207 28V27H206ZM210 28V29H211ZM216 28V29H217ZM228 28V27H227ZM226 28V29H227ZM243 28H245V27H243ZM252 28V27H251ZM250 27H249V29H251ZM20 29V28H19ZM38 29V28H37ZM43 29H45L44 27H41L40 28V30L42 31ZM84 29V28H83ZM112 29V28H111ZM136 29V28H135ZM220 29H217V30H219V31H216V33L218 34L219 33V35L221 36V33H220V31H222V30H220ZM223 29V28H222ZM239 29V28H238ZM46 30V29H45ZM103 29L101 28V31H102ZM129 30V29H128ZM133 30V29H132ZM132 30H129V31H131V32H129L128 31V33H133L132 32ZM138 30H139V32H143L141 29H139L138 28ZM138 30H136V31H138ZM204 30V29H203ZM212 30V32H213V29H211ZM224 30V29H223ZM98 31H100V27H99V30ZM104 31V30H103ZM118 31H120V30H118ZM179 31V30H178ZM185 31V30H184ZM194 31H196V30H194ZM198 31V30H197ZM196 31V32H197ZM224 31H226V30H224ZM243 31H244V29H243ZM249 30L247 29V32H248ZM45 32V31H44ZM110 32V31H109ZM113 32V31H112ZM117 32V31H116ZM121 32V31H120ZM125 32H126V30H125ZM146 34L147 33H149L148 31H144ZM186 32H187V30H186ZM210 33H212L211 31H209ZM250 32V31H249ZM254 32V31H253ZM252 32V33H253ZM42 33H43V31H42ZM46 33V32H45ZM45 33L43 34V36L45 37V39L44 40H46V38H49V39H52L51 37H49V36H47V34L45 35ZM79 33V32H78ZM101 34H103L102 32H100ZM115 33V32H114ZM113 33V34H114ZM118 33V32H117ZM127 33V32H126ZM134 33H135V31H134ZM214 33V32H213ZM214 34V35H212V37H216V36H218L217 34ZM62 34V37H58V38H64L63 36H65V34L64 33H61ZM64 34V35H63ZM82 34V33H81ZM83 34H85V33H83ZM82 34V35H83ZM100 34V35H101ZM109 34H111V33H109ZM119 34V33H118ZM140 34V33H139ZM138 34V35H139ZM182 34H185V33H182ZM198 34V33H197ZM201 34V33H200ZM203 34V33H202ZM243 34V33H242ZM24 35V34H23ZM59 35V34H58ZM57 35V36H58ZM71 35V34H70ZM86 35V34H85ZM85 35H83V36H85ZM94 35V34H93ZM117 35V34H116ZM122 35H124V30H123V34ZM126 35V34H125ZM125 35H124V37H122V36H120L121 38H125ZM137 35V34H136ZM149 35V34H148ZM186 35H187V33H186ZM185 35V36H186ZM253 35V34H252ZM55 36V38H56V35H54ZM141 36V35H140ZM150 36V35H149ZM189 36H191V35H189ZM206 36V35H205ZM239 36H240V34H239ZM264 36V35H263ZM86 37V36H85ZM84 37V38H85ZM103 37V36H102ZM139 37V36H138ZM152 37V39H153V36H150V38ZM157 37H155V38H157ZM195 37V36H194ZM202 37V36H201ZM257 37V36H256ZM54 38V39H55ZM82 38V37H81ZM84 38L82 39V40H84ZM88 38V37H87ZM93 37H91V38H89L90 40L92 39ZM94 38H96V37H94ZM98 38H100V37H98ZM128 38V37H127ZM206 38V37H205ZM217 38V37H216ZM223 38V37H222ZM241 38H242V36H241ZM240 38V39H241ZM244 38V37H243ZM53 39V40H54ZM72 39V38H71ZM101 39H104V37L103 38H101ZM136 39V38H135ZM151 39V40H152ZM158 39V38H157ZM163 39V38H162ZM261 39V38H260ZM29 40V39H28ZM27 40V41H28ZM55 40H58L57 38L55 39ZM85 40H88V39H85ZM111 40V39H110ZM122 40V39H121ZM127 40V39H126ZM139 40H141V39H139ZM144 40H146V39H144ZM159 40L160 39H158V42H159ZM168 40V39H167ZM174 40V39H173ZM199 40V39H198ZM197 40V41H198ZM246 40V38L244 39V41ZM248 40H249V38H248ZM256 40H257V38H256ZM259 40V39H258ZM72 41V40H71ZM92 41V40H91ZM119 41V40H118ZM146 41H148V40H146ZM153 41V40H152ZM155 41H156V39H155ZM170 41V40H169ZM169 41H165L168 45H170L171 43H172V40H171V43L169 44ZM196 41V40H195ZM223 41V40H222ZM238 41H239V39H238ZM250 41V40H249ZM252 41H253V39H252ZM263 41V40H262ZM86 42V41H85ZM90 42V41H89ZM93 42V41H92ZM94 42H98V40H96L95 39V41ZM124 42V41H123ZM157 41H156V43L155 42H153L156 46H159V45H157V43H158ZM182 42V41H181ZM180 42V43H181ZM187 42V41H186ZM194 42V41H193ZM237 42V41H236ZM242 42V41H241ZM255 41H253V43H254ZM257 42V41H256ZM29 43V42H28ZM101 43V42H100ZM142 43V42H141ZM146 43V42H145ZM148 43V42H147ZM161 43H163L164 45H162V47L163 46H165V44L166 43H164L163 41H161L159 44H161ZM173 43H177L176 41L175 42H173ZM222 43V42H221ZM246 43H248L247 41H246ZM71 44V43H70ZM73 44V43H72ZM96 44V43H95ZM108 44V43H107ZM117 44V43H116ZM128 44V43H127ZM136 44H138L137 42H136ZM150 44V43H149ZM153 44V45H154ZM238 44V43H237ZM236 44V45H237ZM240 44V43H239ZM242 44V43H241ZM241 44H240V46H241ZM249 44H251V43H249ZM7 45V44H6ZM44 45V44H43ZM84 45H85V43H84ZM148 45V44H147ZM151 45V44H150ZM172 45V44H171ZM177 45V44H176ZM187 45V44H186ZM224 45V44H223ZM243 45V44H242ZM256 45V44H255ZM39 46H41V45H39ZM137 46L138 45H136V48H137ZM142 46H143V44H142ZM144 46H145V44H144ZM149 46V45H148ZM178 46V45H177ZM229 46V45H228ZM232 46H234V45H232ZM244 46H245V44H244ZM14 47V46H13ZM42 47V46H41ZM106 47V46H105ZM116 47V46H115ZM129 47H130V45L128 46V49H129ZM139 47V46H138ZM147 47V46H146ZM151 47H153V46H151ZM150 47V48H151ZM162 47L161 48H157L158 50H160V49H162ZM167 47V45L165 46V48ZM180 47V46H179ZM182 47V46H181ZM201 47H204V46H201ZM235 48H236V46H234ZM104 48V47H103ZM132 48H133V46H132ZM145 48V47H144ZM143 47H142V51H143V49H144ZM149 48V47H148ZM164 48V47H163ZM235 48H232L233 50L235 49ZM240 48V47H239ZM238 48V50H240ZM257 48L258 49H260V52L262 51V54H263V50H264V44L263 43H260V42H257ZM5 49V48H4ZM3 49V51H5ZM88 49V48H87ZM112 49V51H113V48H111ZM128 49H126V50H124V51H127L128 52ZM145 49H147V48H145ZM166 49H168V48H166ZM174 49V48H173ZM232 49H230V50H232ZM249 49H251V48H249ZM6 50H8V49H6ZM83 50L84 49H82V52H83ZM100 50V52L98 51V52H96V53H101V51H102V48L101 49H99ZM110 50V49H109ZM108 50V51H109ZM131 50H133V49H129V51H131ZM134 50H135V47H134ZM141 50V49H140ZM162 50H164V49H162ZM235 50H237V49H235ZM257 50V49H256ZM14 51V50H13ZM12 51V52H13ZM46 51V50H45ZM81 51V50H80ZM120 51V49L117 51V52H119ZM138 51H139V48H138ZM142 51H139L140 53L142 52ZM145 52H146V50H144ZM166 51V50H165ZM247 51H248V49H247ZM23 52V51H22ZM22 52L20 53V54H22ZM81 52V53H82ZM91 52V51H90ZM94 52V51H93ZM117 52H114L115 54H117ZM121 52H123V49H122V51ZM120 52V53H121ZM132 52V56H130L131 55V53L130 54H128L130 57H134V56H136L135 54H133L134 52H137V51H131ZM169 52V51H168ZM209 52V51H208ZM229 52V51H228ZM238 52V51H237ZM257 52V51H256ZM84 53V52H83ZM109 53H111V52H109ZM109 53H108V55L107 56H109ZM120 53H118L117 55L118 56H120V58L122 57L121 55H124V53L125 52H123V53H121V55H120ZM142 53H144V52H142ZM147 53H148V50H147ZM147 53H144L143 54V56L144 55H146ZM154 53V52H153ZM167 53V52H166ZM165 53V54H166ZM252 53V52H251ZM10 54H11V52H10ZM9 54V55H10ZM15 54V56L13 57L12 56V59L11 60H13V58H17V56L18 57H20L21 55H18V53L16 54V53H14ZM23 54H27V52L26 53H23ZM22 54V55H23ZM70 54V53H69ZM226 54V53H225ZM246 54V53H245ZM253 54V53H252ZM100 55V54H99ZM117 55H115V57L117 56ZM127 55V56H128ZM134 55V56H133ZM149 55V54H148ZM164 55V54H163ZM167 56L169 55L168 53L166 54ZM95 56V55H94ZM102 56V55H101ZM104 56H106V55H104ZM117 56V57H118ZM126 56V57H127ZM141 55H139L138 56V52H137V56L135 57V60H136V58H138V57H140ZM143 56H141L142 57V60H143ZM159 56V55H158ZM244 56V55H243ZM250 56V55H249ZM8 57V56H7ZM23 57V56H22ZM31 57V56H30ZM91 57H93V56H91ZM100 57V56H99ZM126 57H122V59L123 58H126ZM162 59L164 58V57H166L165 55L162 57V55L160 56ZM159 57V58H160ZM169 57V56H168ZM167 57V58H168ZM172 57V56H171ZM183 57V56H182ZM188 57V56H187ZM233 57V56H232ZM240 57V56H239ZM2 58V57H1ZM4 58V57H3ZM9 58V57H8ZM21 58V57H20ZM34 58V57H33ZM84 58V57H83ZM98 58V57H97ZM146 58H148V56L147 57H145L144 59L146 60ZM150 58H152V57H150ZM159 58H157L158 60H160ZM167 58H166V60H167ZM186 58V57H185ZM190 58V57H189ZM201 58V57H200ZM207 58V57H206ZM5 59V58H4ZM7 59V58H6ZM27 59V58H26ZM80 59V58H79ZM95 59H96V57H95ZM112 59V58H111ZM110 59V60H111ZM118 59V58H117ZM139 59V58H138ZM137 59V60H138ZM141 59V58H140ZM165 59V58H164ZM194 59V58H193ZM198 59V58H197ZM203 59V58H202ZM2 60V59H1ZM33 60V59H32ZM34 60H36V59H34ZM94 60V59H93ZM92 60V61H93ZM113 60H115L114 58H113ZM112 60V61H113ZM127 59H125V61H126ZM130 60H132V59H130ZM129 60V61H130ZM137 60H136V62H137ZM148 60H149V58H148ZM151 60H153V58L151 59ZM158 60H153L154 62L156 61V63H159V67H160V65L161 66H163V63L162 64H160V62H157ZM168 60H169V58H168ZM168 60L167 61H165V63H170V64H168V65H170V66H174V63H172V62H174L175 60H169L170 62H168ZM218 60V59H217ZM237 60V59H236ZM240 60V59H239ZM241 60H243V59H241ZM21 61H25L26 63H27V61H28V59L27 60H25V58H24V60H21ZM21 61H19V64L21 63ZM30 61V60H29ZM39 61V60H38ZM41 61V60H40ZM97 61H98V59H97ZM124 61V62H125ZM152 61V62H153ZM187 61V60H186ZM189 61V60H188ZM193 60L191 59V62H192ZM198 61V60H197ZM196 61V62H197ZM238 61V60H237ZM75 62V61H74ZM95 62V61H94ZM99 62V61H98ZM141 62V61H140ZM144 62H146V61H144ZM148 62V61H147ZM150 62V61H149ZM199 62V61H198ZM214 62V61H213ZM29 63V62H28ZM42 63V62H41ZM44 63H48V62H44ZM120 63H121V60H120ZM126 63H128V62H126ZM171 63H172V65H171ZM179 63V62H178ZM177 62L175 63V64H178ZM185 63V62H184ZM187 64H188V62H186ZM193 63V62H192ZM191 63V64H192ZM195 63V62H194ZM193 63V64H194ZM207 63V62H206ZM25 64V63H24ZM91 64V63H90ZM123 64V63H122ZM121 64V65H122ZM137 64H138V62H137ZM136 64V65H137ZM146 64V63H145ZM149 64V63H148ZM154 65L153 66H151V65H149L148 67H153V68H151L152 70H154V66H155V63H153ZM166 64V65H167ZM181 64V63H180ZM210 64H211V62H210ZM217 64V63H216ZM109 65H111V63H109ZM115 65V64H114ZM118 65V64H117ZM116 65V66H117ZM120 65V64H119ZM130 66L131 64L130 63H128L127 64V66ZM135 65V64H134ZM134 65H132V66H134ZM143 65V64H142ZM165 65V66H166ZM183 65V64H182ZM200 65V64H199ZM50 67H51V64L49 65ZM78 66H80V65H78ZM88 66H89V64H88ZM116 66H112V67H110V68H112V69H110L108 66V68L107 69H109V72H110V70L112 71V70H114L115 68H116ZM132 66H130V69H129V71H127V72H130V71H132V69L134 68V67H132ZM145 66V65H144ZM157 66V67H158ZM178 67H181L180 65H177ZM176 66V67H177ZM229 66V65H228ZM41 67V66H40ZM48 67V66H47ZM103 67V66H102ZM115 67V68H114ZM120 67V66H119ZM132 67V68H131ZM136 67H138V66H136ZM146 68H147V66H145ZM156 67V66H155ZM155 68V69H160L159 67L158 68ZM166 67H168V66H166ZM166 67H164V68H166ZM196 67H197V65H196ZM204 67V66H203ZM210 67V66H209ZM262 67V66H261ZM46 68V67H45ZM54 68H55V66H54ZM96 68H99V67H96ZM104 68H106V67H104ZM127 69H128V67H126ZM125 68V66L123 67V69L120 67V69L119 70H124V71H126L127 69ZM170 68V67H169ZM169 68H166V70L168 69L169 70ZM174 68V67H173ZM183 68H186V66L185 67H183ZM206 68H208V67H206ZM214 68V67H213ZM218 68H220V67H218ZM217 68V69H218ZM260 68V67H259ZM43 69V68H42ZM49 69V68H48ZM53 69V68H52ZM94 69V68H93ZM92 68H91V70H93ZM126 69V70H125ZM143 69V68H142ZM162 69H163V67H162ZM200 69V68H199ZM232 69V68H231ZM249 69H250V67H249ZM1 70V69H0ZM4 70V69H3ZM18 70V69H17ZM37 70V69H36ZM39 70V69H38ZM56 72H60V71H58L59 69L56 67L55 69H54ZM88 70V69H87ZM91 70H89V72L88 71H86V69H85V71L87 72V73H92L93 71H91ZM101 71H99L98 69L97 70H95V71H99V73H101V72H105L106 71V69H105V71L103 70L102 71V69H100ZM119 70H117V71H119ZM134 70V69H133ZM135 70L136 71H138V69L137 68H135ZM134 70V71H135ZM150 70V69H149ZM151 70V71H152ZM165 70V69H164ZM219 70V69H218ZM222 70V69H221ZM227 70V69H226ZM235 70V69H234ZM239 70H240V68H239ZM247 70H248V68H247ZM253 70V69H252ZM251 70V71H252ZM260 70V69H259ZM80 71V70H79ZM95 71H94V74H95ZM116 71V70H115ZM115 71H113V72H115ZM116 71V72H117ZM150 71V72H151ZM155 71V70H154ZM204 71V70H203ZM230 71V70H229ZM1 72H3V71H1ZM10 72V71H9ZM12 73H13V71H11ZM37 73H38V71H36ZM40 72H41V70H40ZM123 72V71H122ZM133 72V71H132ZM149 72V71H148ZM160 72H163L162 70H160ZM191 72V71H190ZM189 72V73H190ZM200 72V71H199ZM202 72V71H201ZM219 72V71H218ZM254 72V71H253ZM258 72V71H257ZM4 73V72H3ZM15 74H17L16 72H14ZM57 73V74H58ZM83 73V74H82ZM86 73V75L88 76V74ZM90 73V74H91ZM99 73H97L98 75H100ZM152 73V72H151ZM208 73V72H207ZM207 73H206V75H207ZM211 73V72H210ZM233 73V72H232ZM242 73V72H241ZM244 73H245V71H244ZM32 74V73H31ZM93 73H92V76L94 75ZM96 74V75H97ZM140 74V73H139ZM141 74H142V72H141ZM157 74V73H156ZM246 74V73H245ZM66 74H64L63 76H65ZM85 74H84V72H79V74L77 75V76H86ZM97 75V76H98ZM102 75V74H101ZM144 75V77L143 76H140V78H142V79H144L145 78V75L147 76V74H143ZM228 75V74H227ZM241 75V74H240ZM239 75V78L240 77H242V75L240 76ZM20 76H22V75H20ZM51 76V75H50ZM55 76H57V75H55ZM69 76V75H68ZM90 77H91V75H89ZM107 76H111V75H107ZM114 76V75H113ZM118 76V75H117ZM124 77H126L125 75H123ZM133 76V75H132ZM132 76H128L127 77V79L130 77V78H132ZM135 76V75H134ZM137 76V75H136ZM135 76V77H136ZM139 76H137V78L139 77ZM202 76H203V74H202ZM222 76V75H221ZM23 77V76H22ZM27 77V76H26ZM66 77V76H65ZM70 77V76H69ZM101 77V76H100ZM106 77V76H105ZM104 77V78H105ZM112 77V76H111ZM118 77H120V76H118ZM121 77H122V75H121ZM244 77H246L245 75H244ZM62 78V77H61ZM60 78V79H61ZM71 78V77H70ZM102 78V77H101ZM104 78H102V80L104 79ZM114 78H117L116 76L114 77ZM134 78V77H133ZM139 78V79H140ZM159 78V77H158ZM192 78V77H191ZM193 78H195V77H193ZM219 78V77H218ZM60 79H58V81L60 80ZM66 79V78H65ZM65 79H61L60 80V82L61 81H65V82H67ZM93 79V78H92ZM91 79V80H92ZM100 79V78H99ZM106 79V78H105ZM105 79H104V81H105ZM118 79V78H117ZM117 79H115V80H117ZM121 79V78H120ZM123 79V78H122ZM125 79V78H124ZM203 79V78H202ZM213 79V78H212ZM216 79H217V77H216ZM51 80V79H50ZM57 80V79H56ZM91 80H90V82H91ZM93 80H96V79H93ZM106 80H108V78L106 79ZM110 80V79H109ZM108 80V81H109ZM113 80V79H112ZM112 80H110L111 82H108V83H112ZM119 80V79H118ZM117 80V81H118ZM130 81L131 80H133V79H129ZM134 80L135 81H137L136 80V78H134ZM134 80L133 81H131V82H134ZM229 80V79H228ZM43 81V80H42ZM42 81H40V82H42ZM53 81H54V79H53ZM52 81V82H53ZM57 81V83L59 84L60 82H58ZM63 81V82H64ZM89 81V80H88ZM97 81H99V80H97ZM100 81H101V79H100ZM116 81V82H117ZM125 81V80H124ZM127 82V80H126V83L128 84V83H130L131 84V82ZM197 81V80H196ZM200 81V80H199ZM213 81V80H212ZM241 81V80H240ZM40 82H38L39 84H41ZM64 82V83H65ZM72 82V81H71ZM70 82V80H69V82L68 83H71ZM120 82H122L121 80H120ZM49 83V82H48ZM57 83L56 84H54V82H53V84L54 85H57ZM65 84V85H67V87H68V85L69 84ZM95 83L96 82H93L92 84H94L95 85ZM102 83V82H101ZM118 83V82H117ZM123 83V82H122ZM122 83H121V85H122ZM135 83V82H134ZM134 83H132V84H134ZM137 83V82H136ZM179 83H181V84H184L183 82H179ZM212 83V82H211ZM232 83V82H231ZM238 83V82H237ZM14 84V83H13ZM97 84V83H96ZM98 84H100V82L98 83ZM105 84H107V82L105 81ZM114 84H115V82H114ZM119 84V83H118ZM125 84V83H124ZM129 84V85H130ZM138 84V83H137ZM236 84V83H235ZM239 84V83H238ZM250 84V83H249ZM34 85V84H33ZM61 85V84H60ZM65 85H62L63 86V90H64V88H66V87H64ZM71 86L69 87V88H66L65 90H69V89H71L72 88V83L70 84ZM101 85H103V84H101ZM120 85V84H119ZM142 85V84H141ZM179 85V84H178ZM30 86H32V84L30 85ZM35 86H38V85H35ZM50 86H53V85H50ZM74 87H75V85H73ZM123 86H125V85H123ZM122 86V87H123ZM127 86L128 85H126V88H127ZM132 86V85H131ZM131 86H128L129 87V89H133L134 90V85H133V87H131ZM174 86H175V83H174ZM181 86V85H180ZM261 86V85H260ZM54 87V89H55V86H53ZM58 87H60L59 85H57V88ZM131 87V88H130ZM138 87V86H137ZM136 87V89H138ZM150 87V86H149ZM183 87H186V89H190L189 91H187L188 93H191V91H193V89L191 90V86H188L187 87V85L185 86H183ZM48 88V87H47ZM46 88V89H47ZM52 88V87H51ZM157 88V87H156ZM161 88V87H160ZM179 88V87H178ZM193 88V87H192ZM194 88H196V87H194ZM32 89H34V88H32ZM44 89H45V87H44ZM48 89H50V88H48ZM48 89H47V91H48ZM60 89H62V87H60ZM135 89V90H136ZM165 89H168V88H165ZM197 89L198 88H196L195 89V91L196 92H199V93H197L198 94V96L196 95V97H194L193 98V96H191L192 97V99L194 100L195 98H197L198 100L201 98V97H205V96H207L206 95V93H209V92H206L207 90H204L203 91V94H205V96L203 95H199L200 94V92H202V91H197ZM248 89V88H247ZM250 89V88H249ZM248 89V90H249ZM42 91H43V89H41ZM51 90H53V89H51ZM57 90V89H56ZM62 90V91H63ZM67 90V91H68ZM72 90V89H71ZM155 90V89H154ZM158 90V89H157ZM163 90V89H162ZM161 90V91H162ZM179 90V89H178ZM182 90V89H181ZM184 90H185V88H184ZM46 91V90H45ZM44 91V92H45ZM55 91V90H54ZM67 91H66V93H67ZM74 91V90H73ZM160 91V92H161ZM195 91H193L192 93H195ZM240 91V90H239ZM239 91H237L238 93H242L241 91L239 92ZM3 92V91H2ZM43 92V93H44ZM70 92V91H69ZM159 92V91H158ZM163 92V91H162ZM164 92H165V90H164ZM172 92V91H171ZM205 92V93H204ZM214 93H215V91H213ZM220 92V91H219ZM236 91L234 92L235 94H238ZM246 92V91H245ZM48 93H51V92H48ZM65 93V92H64ZM65 93V94H66ZM70 93H74V92H70ZM78 92H76L75 94L76 95H82V94H80V93H78ZM176 93H177V91H176ZM178 93L180 94L181 92H179L178 91ZM184 93V91L182 90V94ZM191 93V94H192ZM226 92H224V96L227 94H225ZM250 93V92H249ZM257 93V92H256ZM7 94V93H6ZM47 94V93H46ZM191 94H188V98H189V95H191ZM209 94H211V93H209ZM208 94V95H209ZM217 94V93H216ZM243 94H244V92H243ZM261 94V93H260ZM9 95V94H8ZM28 95V94H27ZM67 95H69V94H66V95H64L63 97H62V99L65 97H67V98H69V96L71 95H69V96H67ZM74 96L73 94L70 96V98L72 99L73 97L76 99L77 98V96ZM167 95V94H166ZM185 95V94H184ZM193 95V94H192ZM195 95V94H194ZM212 95H215V94H212ZM223 95H221L220 94V99L222 98V96ZM230 95V94H229ZM259 95V94H258ZM262 95L264 96V94L262 93ZM13 96V95H12ZM83 97L82 98H85L84 96L85 95H82ZM87 96V95H86ZM180 96H182V95H180ZM186 96V95H185ZM201 96V97H200ZM223 96V97H224ZM238 96H240V95H238ZM241 96H243V98H245V94L244 95H242L241 94ZM260 96V95H259ZM263 96H261V98L263 97ZM81 96H79L78 97V99H81L80 98ZM167 97V96H166ZM182 97H184V96H182ZM217 97H218V94H217ZM216 97V98H217ZM227 99H229V101H230V99L231 98H228V96H225ZM224 97V98H225ZM230 97H231V95H230ZM256 97V96H255ZM22 98V97H21ZM69 98V99H70ZM73 98V99H74ZM187 97L186 98H184V99H188ZM207 98V97H206ZM206 98H204V101H205V99ZM211 97H209V99H210ZM215 98V99H216ZM239 98V97H238ZM246 98H247V96H246ZM245 98V99H246ZM249 98H250V96H249ZM248 98V99H249ZM251 98H253L252 96H251ZM249 99V100H252V99ZM73 99H72V102H74L73 101ZM77 99V100H78ZM183 99V100H184ZM212 99V98H211ZM218 99H219V97H218ZM227 99L225 100V102L227 101ZM232 99H233V96H232ZM232 99H231V101H232ZM263 99V101H264V97L262 98ZM66 100V99H65ZM68 100V99H67ZM76 100V101H77ZM82 100V99H81ZM80 100V101H81ZM87 100V99H86ZM90 100V99H89ZM94 100H97V102H100L101 101V99H100V101L97 99V98H95ZM94 100H92L91 99V101H93V102H95ZM189 100H190V98H189ZM196 100V99H195ZM194 100V101H195ZM241 100L243 101V103L241 104L240 102H239V100H238V103L236 102V100L233 102L234 104H231V102H228L227 101V103H230L229 105H234V107L236 108H233L232 107V109H235L236 111H234L235 113H233L232 112V114L231 113H228V111L226 112L227 114H230L229 116H228V118L231 120L230 121V125L228 124L227 125V127H229V129H231V131L233 132L234 131V134L233 135H225V136H223L222 134H221V130H224V129H218L217 130V132H216V130H215V132H216V134H213V130L216 128H214L213 130H212V128H211V130H212V132L210 131V134H211V136L209 135V137H211V138H207V137H205L204 135H203V133L201 134V135H203V136H201V137H199L200 136V134H198V133H195L197 136H193V134H194V132L198 129V127L200 126L201 127V123H200V125L197 127V129L195 128V131L194 130H192V131H194V132H191V131H189V130H191L190 129V127H193V125H192V123H191V125L192 126H190V122L191 121H189V123L187 124L186 123V127H188L189 126V130H188V132H186L187 130H185V133L184 132H182L181 131V129H180V131L182 132L180 135L184 138H182V140H179V141H173L172 139H170L169 137H167V135H162L161 136V133H157L156 132V130H155V133L156 134H159V136L157 135V136H155V140L156 141H158V142H160V143H162V144H165V145H163V146H165L167 149H168V147L171 145V143L172 142H176L173 146L175 147V153L174 154H172L173 153V151H171L172 153H170V154H167L165 157H167V159L170 161V162H167V165H166V161H160V158H159V163H157V164H155L154 166H155V168H157V170L160 168H162L163 170H161V172H157L156 170V172L155 173H158V176H150L149 174H145V175H141V176H136L135 174V176L136 177H138V178H136L135 180H133V183L135 184V183H137V185H138V187L137 188H139L140 186H143L144 187V189L146 190V189H148L149 187H151V188H153V189H151V190H155L154 189V186L152 185L153 183H151V185H150V183L149 184H145L144 183V181H149V179H152V180H154V181H156V183L157 182H159V181H161V182H159L160 183V185H162L163 183H165V181L168 183V185L167 186H165V187H168L169 185H170V187L172 188V189H163V187H162V190H160V191H162L161 192V194H160V191H159V194H158V192H157V194L159 195V196H161V195H164L163 197L164 198H159V199H156V200H154V201H156L155 202V204H152V207L151 208H149V206H151V205H149L148 206V204L146 203V208H149L150 210H152L151 212H156V211H161V212H165V213H169V214H171L172 213V215L171 216H174L175 214H177L176 215V217H174V218H171V219H167L168 220V223H161L159 220V218H156V217H154V218H147V220H146V222L143 220H141V219H139V218H141L140 217V215H139V217H138V219L139 220H141L139 223H137V225H138V231L137 230H134V229H132V230H134V231H137V233H138V240H139V236H142V235H145L144 234V230H146L145 232H146V234L148 233L147 231L149 230H151V232L152 233H154L155 232V236H156V239H154L153 237H154V235L151 233V232H149V235L148 236H144V239L146 238V241L144 242V243H147L146 244V246L147 247H149V249H147V251L148 250H151V249H154L155 250V254H154V256H156L157 255V252H160V254L162 253V251H163V253H164V251H166V252H168L169 250H168V248H166V245H164L165 244V241H166V243L168 244V241H172L175 245L177 244V242L176 241H174L175 239L174 238H171L170 236V234H172V232H177V234L176 233H173V236L175 235L176 236V238L177 237H179V238H181V240L182 239H186L187 240V242H189V244L187 245V248L188 249H186V251H184L183 249H179L180 251H179V253H185V254H187V256L189 255L188 253L190 252V251H200V253H203V255L202 254H200L198 257H197V259H195L194 261H189V263L188 264H216V263H214V260H216L217 259V257H216V255H217V253H218V255H221V251L219 250V248L221 247V249L223 250V251H228L227 249H225V248H227V245L226 244H228V243H230V242H232V241H230V242H228L227 243V241H226V239L225 238H228L229 236V234L228 235H225L224 237L225 238H223L222 239V241H221V244L219 245V248L214 244V247L212 248V246H211V248L209 247V244H210V238H211V234H210V231H208L207 229H206V226H207V228H208V225H209V222L211 221V220H207L209 217L206 215V217H208V218H206L205 220L208 222H206L205 220H202V221H204L205 223L203 224V223H200V221L199 222H196V219H195V221L194 220H192V219H194V217H192V216H190L189 214H191L194 210H196V206H198V202H200V200L201 201H205V203H206V201L207 202H209L208 204L210 205V208L208 207V208H206V206H204L203 208H201L200 209V212L201 213H204L205 214V211H212V209H214V210H217L216 212L218 213V215H216V213H215V211H214V213H215V215L217 216V217H215V219H218V221H219V219H220V221L222 220V222H220L221 223V227H222V229L223 230H225V229H228V228H226V227H228L227 225V221H230V223H231V220H234V219H237L236 221H238L239 222V220L242 218H245L244 220H245V223H243V225L244 224H246V226L244 225H242L241 223V225L243 226V227H241L240 226V224H238L239 226H240V231H241V233L243 232V233H245L246 232V230L245 229H251L252 227H254L255 228V230L257 229V231H255V230H253L254 231V233H253V235L252 236H250L251 237V239H253V237H255L256 238V241H255V243H254V245L256 244V248H260V245H262V244H260V243H263L264 244V240H263V238H261V235H263L262 237H264V151H260L261 149H264V132H261V134L263 135L262 137H260L259 138V136H261V134L260 135H258L257 134V132H256V134L258 135V138H255V136L253 137L252 136V133L254 132V131H257V130H255L254 128H256V127H252L251 125H249V124H247V120H249V116H250V118H254V117H256L257 115H255L254 117L252 116V115H249V112H253L254 111V109H255V106H256V108H257V105H258V103H257V105H255L256 104V101L257 102H260L259 100L260 99H257L256 98V101H255V104H253L254 103V101H252L251 103L253 104V105H250L248 102H246L245 101V103H244V100L241 98ZM253 100H255V99H253ZM48 101V100H47ZM70 101V100H69ZM68 101V102H69ZM83 101V103L85 102L84 101V99L82 100ZM82 101H81V103H82ZM90 101V102H91ZM181 101V100H180ZM187 101V100H186ZM208 101V100H207ZM216 101V103H218L219 101L218 100H215ZM214 101V102H215ZM218 101V102H217ZM78 103H77V107H79L80 105V102H79V100L77 101ZM105 102V101H104ZM184 102V101H183ZM191 102V101H190ZM193 102V101H192ZM198 102V101H197ZM202 102V100L200 99V103ZM42 103V102H41ZM69 103H71V102H69ZM86 103V102H85ZM96 103V102H95ZM94 103V104H95ZM101 103H103V100H102V102ZM106 103H108V102H106ZM188 103V102H187ZM187 103L185 104V105H187ZM196 103V102H195ZM203 103V102H202ZM261 103V102H260ZM260 103H259V105H260ZM44 104H45V102H44ZM44 104H42V105H44ZM47 104V103H46ZM46 104L44 105V106H46ZM53 104V103H52ZM52 104H49V105H47L46 107H50V109H52L53 111H54V116H59V117H61L62 119H64L66 122L68 121V120H70V119H72L71 121H74L73 120V118L75 117V115H76V113H77V111L76 110H74V108L72 107L73 105H74V103H73V105L71 106V105H68V104H60V105H52ZM90 104V103H89ZM93 104V103H92ZM93 104V105H94ZM190 104V103H189ZM191 104H193V103H191ZM199 104V103H198ZM206 104V103H205ZM215 104V103H214ZM219 104V103H218ZM217 104V105H218ZM82 105V104H81ZM91 105V104H90ZM97 105V104H96ZM103 105H104V103H103ZM102 104L100 105V106H103ZM106 105V104H105ZM110 105V104H109ZM109 105H107V106H109ZM194 105V104H193ZM195 105H197V104H195ZM209 105V104H208ZM211 105V104H210ZM209 105V108L211 107ZM222 105H224L223 103H222ZM225 105H226V103H225ZM225 105H224V107H225ZM243 105H244V107H243ZM255 105V106H254ZM85 106H87V104H85ZM85 106H84V109H85ZM118 106V105H117ZM116 106V108L118 109V107ZM136 106V108H137V104L135 105ZM190 106V105H189ZM204 106H206L207 107V105H204ZM227 106H228V104H227ZM242 106V108L243 109H245V107L248 109V116H247V111H243L240 107ZM76 107V106H75ZM76 107V108H77ZM81 107H83V105L81 106ZM89 107V106H88ZM93 108L95 107V106H92ZM92 107H89V108H91V110L93 111L94 109H92ZM104 107V106H103ZM183 107V106H182ZM188 107V106H187ZM190 107H192V108H189V109H193V106H190ZM196 107V106H195ZM200 107V106H199ZM202 107H203V105H202ZM96 108V107H95ZM99 109H100V107H98ZM105 108V107H104ZM103 108V109H104ZM107 108H109V109H111L110 108V106L109 107H107ZM120 108H121V106H120ZM166 108H168V107H166ZM165 108V109H166ZM170 108V107H169ZM176 108V107H175ZM217 108V107H216ZM219 108V107H218ZM226 108V107H225ZM229 108V107H228ZM227 108V109H228ZM79 109H83V108H80L79 107ZM83 109V110H84ZM87 109V108H86ZM101 109H102V107H101ZM102 109V110H103ZM108 109V111H110ZM112 109H114V108H112ZM138 109V108H137ZM136 109V110H137ZM141 109H144V108H142L141 107ZM157 109H159V108H157ZM179 110H180V108H178ZM177 109V110H178ZM184 109V108H183ZM183 109H181L180 111L182 112V111H184ZM195 109V108H194ZM197 109V108H196ZM199 109V108H198ZM211 109L213 110V108L211 107ZM231 109V108H230ZM262 109H264V106H263V108ZM101 110V111H102ZM119 110H121V109H119ZM147 110V109H146ZM162 111H164L163 109H161ZM175 110V109H174ZM178 110V111H179ZM216 110V109H215ZM229 110V109H228ZM256 110V109H255ZM85 111V110H84ZM91 111V112H92ZM94 111H96V110H94ZM93 111V112H94ZM98 111H100V110H98ZM107 110H105V113L106 114H108L107 112H106ZM122 111H123V109H122ZM126 111V110H125ZM158 111V110H157ZM159 111H160V109H159ZM161 111V112H162ZM170 111H173V110H171L170 109ZM177 111V112H178ZM195 111V110H194ZM209 111V110H208ZM224 111V110H223ZM231 111H233V110H230V112ZM256 111H263L264 112V110H256ZM255 111V112H256ZM90 112V113H91ZM97 112V111H96ZM96 112H94V113H96ZM113 112V111H112ZM112 112H110V113H112ZM116 112H117V110H116ZM116 112L114 113L115 115H116ZM144 112V111H143ZM154 112V111H153ZM167 112V111H166ZM176 111H173V114L175 113ZM181 112H178V113H176L177 115L178 114H180ZM188 111L186 110V113H187ZM193 112V111H192ZM225 112V111H224ZM262 112V113H263ZM3 113V112H2ZM5 113V112H4ZM103 113H104V111H103ZM123 113L125 114V112H122V113H119L118 112V115L119 114H121V115H123ZM139 113H141L140 111H139ZM156 113V112H155ZM160 113V112H159ZM168 113H169V110H168ZM171 113V112H170ZM186 113H181L182 115H185ZM193 113H195V112H193ZM202 113V112H201ZM216 114L218 113L217 111L215 112ZM220 113V112H219ZM223 113V112H222ZM225 113V114H226ZM46 114V113H45ZM80 114V113H79ZM79 114H77V116H79ZM98 115H97V117L98 116H101V112H100V115H99V113H97ZM113 114V115H114ZM127 114V113H126ZM126 114H125V116H126ZM144 114V113H143ZM147 114V113H146ZM150 114H151V112H150ZM157 114V113H156ZM155 114V115H156ZM162 114V113H161ZM172 114V113H171ZM176 114L174 115V116H176ZM180 114V115H181ZM189 114V113H188ZM224 114V113H223ZM226 114V115H227ZM256 114V113H255ZM264 114V113H263ZM7 115V114H6ZM74 115V116H73ZM88 115H89V113H88ZM104 114H102V116H103ZM110 115V114H109ZM115 116V117H117V119H119L118 117H120V116ZM141 115V114H140ZM157 115H159V114H157ZM156 115V116H157ZM192 115V114H191ZM190 115V116H191ZM205 115L206 114H204V116H203V114L201 115V116H203V117H205ZM258 115H260V114H258ZM40 116V115H39ZM86 116V115H85ZM96 116V115H95ZM105 116V115H104ZM103 116V117H104ZM112 116V114L110 115V117ZM129 116V115H128ZM145 116V115H144ZM152 117L154 116V113H153V115H151ZM189 115H187V117H188ZM189 116V117H190ZM197 116V115H196ZM207 116V115H206ZM225 116V115H224ZM247 116V117H246ZM252 116V117H251ZM262 116V115H261ZM260 116V117H261ZM45 117H46V115H45ZM73 117V118H72ZM80 117V116H79ZM82 117V116H81ZM84 117V116H83ZM90 117V116H89ZM91 117H93V114L91 115ZM106 118H107V116H105ZM104 117V118H105ZM109 117V116H108ZM110 117H109V119H110ZM113 117V116H112ZM111 117V118H112ZM115 117L113 118L114 119V122H115ZM147 117H148V115H147ZM151 117V118H152ZM161 116H159V118H160ZM163 117H164V114H163ZM169 117V116H168ZM181 117H183V116H181ZM181 117H179L180 119H182ZM215 117V116H214ZM227 117V116H226ZM258 117V116H257ZM256 117V118H257ZM76 118H78V117H76ZM100 119H102V117H99ZM103 118V119H104ZM122 118V117H121ZM121 118H120V120H121ZM124 118V117H123ZM122 118V119H123ZM125 118H128V117H125ZM143 118V122H144V117H142ZM150 117H148V119L147 120H149V119H151ZM162 118V117H161ZM170 118H172V117H169V119ZM173 118H175V119H178V117L176 118V117H173ZM184 118V117H183ZM216 118V117H215ZM214 118V119H215ZM262 118V117H261ZM261 118H257V119H259V120H261ZM48 120H50L49 118H47ZM75 119V118H74ZM78 119H80V118H78ZM83 120H84V118H82ZM87 118L85 117V120H86ZM92 118H90V120H91ZM95 118H93V120H94ZM97 119V118H96ZM100 119H97V120H99L100 121ZM112 119V120H113ZM128 119H130V118H128ZM154 118H152L151 120H153ZM163 119V118H162ZM168 119V118H167ZM168 119V120H169ZM174 119V120H175ZM186 119V118H185ZM184 119V120H185ZM190 119H192V117L190 118ZM205 119H206V117H205ZM207 119H208V117H207ZM213 119V120H214ZM217 119V118H216ZM225 119H227V118H225ZM255 119V118H254ZM43 120V119H42ZM48 120H45V121H47L46 123H48V125H50L49 123H52V121H48ZM76 120V119H75ZM81 120V119H80ZM85 120H84V122H85ZM89 120V119H88ZM97 120H95V121H97ZM105 121H106V119H104ZM119 120V121H120ZM140 120V122H142ZM157 120H158V118H157ZM161 120V119H160ZM159 120V121H160ZM165 120V119H164ZM183 120V119H182ZM182 120H180V121H182ZM212 120V121H213ZM218 120V119H217ZM220 120V119H219ZM56 121V120H55ZM70 121V122H71ZM79 121V120H78ZM104 121V122H105ZM108 122H109V120H107ZM106 121V122H107ZM110 121H111V119H110ZM118 121V120H117ZM125 121H127L128 122V120H125ZM130 121V120H129ZM154 121H156V119H154ZM153 121V122H154ZM167 121V120H166ZM166 121H163L164 122V125H166ZM179 121V123L178 124H180V126H181V124H183V122L181 123ZM193 121V120H192ZM195 121V120H194ZM212 121H210L209 122V124L212 122ZM226 121H228V120H226ZM225 121V122H226ZM245 121H247V122H245ZM257 121V120H256ZM255 121V122H256ZM262 122H263V119L261 120ZM69 122V121H68ZM90 122H92V121H90ZM113 122V121H112ZM127 122H122V123H127ZM132 121H130V122H128V123H131ZM143 122H142V124H143ZM149 122V121H148ZM151 122V121H150ZM153 122H151V124L153 123ZM157 122V121H156ZM186 121H184V123H185ZM197 122V121H196ZM204 122L205 121H203V126H204ZM221 123V121H215V123ZM245 122V123H244ZM254 122V121H253ZM252 122V123H253ZM254 122V123H255ZM259 122V123H258ZM40 123V122H39ZM41 123H43V122H41ZM71 123H73L74 125H75V123H76V121H75V123L74 122H71ZM93 123V122H92ZM97 123H99V122H97ZM119 123H121V121L119 122ZM121 123V124H122ZM144 123H146V122H144ZM159 123V122H158ZM160 123H161V121H160ZM160 123H159V125H160ZM168 123H170V124H174L173 122H170V121H168ZM193 123H195V122H193ZM213 123V122H212ZM212 123H211V126H212ZM227 123V122H226ZM253 123V124H254ZM257 123H258V126H260L261 124V126L263 127V123H260V121H257ZM57 124V123H56ZM77 124H79V126H81V124L82 123H80V122H77ZM86 124V123H85ZM85 124H83V125H85ZM100 124V123H99ZM101 124H102V121H101ZM104 124V123H103ZM108 125H110V124H112L113 125V123H111L110 122V124L109 123H107ZM107 124L105 123V125L107 126ZM150 124V123H149ZM156 124V123H155ZM197 124V123H196ZM195 124V125H196ZM27 125L31 128V124H29V123H27ZM39 125V124H38ZM52 125V124H51ZM89 125V124H88ZM87 124L85 125V127H89ZM96 124H94V129L93 130H95L96 129V126H95ZM114 125L117 127V129H118V127H119V125L117 126V122L116 123H114ZM134 125H135V122H134ZM145 125V124H144ZM158 125V126H159ZM163 125V124H162ZM161 125V126H162ZM167 125H169V124H167ZM175 125V124H174ZM188 125V126H187ZM208 125V124H207ZM257 125V124H256ZM44 126V125H43ZM43 126H41V124L39 125V127H43ZM58 126V125H57ZM61 126V125H60ZM99 126H101L100 128H98ZM97 128L99 129V130H101L102 131V129H104L105 130V128H107V127H105L104 128V126L103 125H99ZM102 126H103V128H102ZM127 126H131V124L130 125H127ZM154 126V125H153ZM161 126H159V127H161ZM177 126H179V125H177ZM177 126H175L176 128H177ZM179 126V127H180ZM183 126V125H182ZM182 126L180 127V128H182ZM185 126V125H184ZM183 126V127H184ZM197 126V125H196ZM216 126V125H215ZM221 126H225L226 127V125H225V123H224V121H223V125H221ZM254 126V125H253ZM38 126H37V128H39ZM59 127V126H58ZM92 127L90 126V128L92 129ZM110 127V126H109ZM112 127V126H111ZM110 127V128H111ZM133 129H134V127H133V125L131 126ZM142 127H143V125H142ZM146 127V126H145ZM167 127H170V125L169 126H167ZM174 127V126H173ZM173 127L171 128L170 127V130L172 131V129H173ZM175 127H174V129H175ZM199 127V128H200ZM206 128H208L209 129V126H205ZM205 127H201V128H205ZM219 127V126H218ZM244 127H247V128H244ZM36 127H35V129H34V131H36V134H38L41 130L40 129H38V130H40L39 132H38V130H36L37 129ZM63 128V127H62ZM115 127H113V129H114ZM121 128L123 129L124 127H122L121 126ZM121 128H119L120 129V131H121ZM129 128V127H128ZM135 128H136V125H135ZM144 128V127H143ZM194 128V127H193ZM259 128V127H258ZM42 129V128H41ZM45 129V128H44ZM66 129V128H65ZM87 130H90L89 128H86ZM98 129H96V130H98ZM112 129V128H111ZM110 129V130H111ZM116 129V128H115ZM117 129H116V131H117ZM118 129V130H119ZM126 129H127V127H126ZM126 129H124V130H126ZM133 129H130V130H132L131 131V133L132 132H134L133 131ZM146 129V128H145ZM148 129V128H147ZM177 129H179V128H177ZM183 129H185V127L184 128H182V130ZM228 129V130H229ZM263 129V128H262ZM30 130V129H29ZM33 130V129H32ZM49 130H51V129H49ZM124 130H123V132H124ZM130 130H128V132H129V134H131L130 133ZM153 130V129H152ZM161 130V129H160ZM167 131H168V129H166ZM203 130V129H202ZM201 130V131H202ZM226 130H227V128H226ZM251 130V131H250ZM259 130H261V129H259ZM264 130V129H263ZM263 130H261V131H263ZM82 131V130H81ZM80 131V132H81ZM107 131H109V130H107ZM107 131H104V133L106 132V133H110V131L109 132H107ZM113 131H115V130H113ZM145 131V130H144ZM147 131H149V130H147ZM170 131V133L172 134L173 132H171ZM177 131V130H176ZM176 131H174V133L176 134ZM184 131V130H183ZM230 131V130H229ZM245 131H247V132H245ZM250 131V132H249ZM47 132V131H46ZM50 132V131H49ZM63 132H67V131H63ZM69 132V131H68ZM87 132V131H86ZM90 132V131H89ZM93 132V131H92ZM117 132H119V131H117ZM122 131L121 132H119V133H123ZM127 132V133H128ZM151 132V129H150V131H149V133ZM154 131H152V133H153ZM197 132H199V130L197 131ZM204 132H205V130H204ZM214 132V133H215ZM260 132V131H259ZM43 133H44V131H43ZM84 134H85V132H83ZM91 133V132H90ZM94 134H92V135H95L97 132L96 131H94L93 132ZM101 132L99 131V133H97V134H100ZM112 134H113V132H111ZM114 133H116V132H114ZM118 133V134H119ZM126 133V134H127ZM147 133V132H146ZM169 133V132H168ZM184 133V134H183ZM188 133V134H187ZM192 133V134H191ZM199 133H201V132H199ZM207 133V132H206ZM206 133H205V135H206ZM208 133H209V131H208ZM222 133H223V131H222ZM255 133V132H254ZM39 134H41V133H39ZM50 134H52V133H50ZM67 134V133H66ZM70 134H72L71 132H70ZM125 133H123V135H124ZM135 134H136V132H135ZM156 134H153V135H156ZM163 134V133H162ZM175 134H172V135H175ZM227 134V133H226ZM250 134H251V136L252 137H248L247 135H249L250 136ZM8 135V134H7ZM41 135H43V134H41ZM52 135H54V134H52ZM83 135V134H82ZM91 135V136H92ZM111 135V134H110ZM115 135H117V134H115ZM120 135V134H119ZM119 136V137H123L122 139H125L126 137H128L127 135L125 136V138H124V136ZM142 135V134H141ZM147 136L149 135V136H151V134H146ZM152 135V136H153ZM176 135H178V133L176 134ZM175 135V136H176ZM179 135V136H180ZM199 135V136H198ZM254 135V134H253ZM256 135V136H257ZM12 136V135H11ZM39 137H40V135H38ZM44 136V135H43ZM86 136V135H85ZM109 136V135H108ZM132 136V135H131ZM134 136V135H133ZM132 136V137H133ZM147 136H144V137H147ZM38 137V138H39ZM62 137V136H61ZM71 137V136H70ZM74 137V136H73ZM96 137V136H95ZM104 137V136H103ZM103 137H100V139L101 138H103ZM109 137H112V135L111 136H109ZM113 137H114V135H113ZM117 137V136H116ZM135 137V136H134ZM134 137H133V139H131V140H134V141H132V142H137V141H139V140H137V141H135L137 138H135L134 139ZM143 137V136H142ZM192 137H193V139L195 140L193 143H191V144H188L189 142L187 141V140H189V139H192ZM42 138V137H41ZM69 138V137H68ZM105 138V137H104ZM149 138L150 137H147V140H149ZM152 138V137H151ZM175 138H177V136L175 137ZM70 139V138H69ZM72 139V138H71ZM76 139V138H75ZM86 139V138H85ZM89 139V138H88ZM98 139V138H97ZM96 138L94 139V140H96V142L98 141V140H100V139H98L97 140ZM108 139V138H107ZM121 139V140H122ZM153 139V140H154ZM179 139V138H178ZM187 139V140H186ZM20 140V139H19ZM42 140V139H41ZM65 140V139H64ZM93 140V139H92ZM101 140H104V139H101ZM116 140H118V139H116ZM119 140H120V138H119ZM128 140V144H129V138L128 139H125V141H127ZM130 140V141H131ZM152 140V139H151ZM152 140V142H154V143H151V141H150V144H154V146H155V148H158V147H156V142L155 141H153ZM39 141H40V139H39ZM105 141H107L106 140V138H105ZM105 141H101L100 142V146H106V143L107 142H105ZM122 141H124V140H122ZM124 141V142H125ZM185 141H187L188 143H186ZM263 143H262V142ZM21 142V141H20ZM87 141L85 140V143H86ZM93 142V141H92ZM91 142V143H92ZM99 142V141H98ZM111 142V141H110ZM113 142V141H112ZM215 142H217V143H223V142H229L230 143V145L231 144H233V147H235V149H231V148H233V147H229L231 150H225V149H221L220 147H217V146H214L215 144L216 145H218L217 143H215ZM1 143V142H0ZM114 143V142H113ZM112 143V144H113ZM139 144H140V142H138ZM142 143L144 144V146L145 147H147V144L144 142V141H142ZM215 143V144H214ZM89 144V143H88ZM109 144V143H108ZM107 144V145H108ZM112 144H110L111 145V149H113V151H114V147H117V146H113ZM116 144V143H115ZM118 144H120V143H118ZM123 144V143H122ZM125 144L126 143H124V145L123 146H121V144H120V146L121 147H124L125 146ZM128 144H126V146L128 145ZM136 144V143H135ZM134 143H133V145L134 146H137V144L135 145ZM159 144V143H158ZM168 146H167V145ZM80 146H82V145H84V144H79ZM97 145V144H96ZM131 145H132V143H131ZM225 145H227V144H224L223 145V147L225 146ZM229 145V146H230ZM74 146L75 145H72L71 147H73V148H71V150L72 149H77L76 147H78L77 145H76V147L74 148ZM95 146V145H94ZM97 146H99V145H97ZM119 146V147H120ZM125 146V147H126ZM132 147V149L133 148H136V147ZM142 146V145H141ZM153 146V145H152ZM153 146V147H154ZM158 146V145H157ZM159 146H162V145H159ZM162 146V147H163ZM172 146V148H174ZM219 146V145H218ZM232 146V145H231ZM248 146H252V147H248ZM30 147V146H29ZM29 147H28V149H29ZM83 147V146H82ZM81 147V149H82V151H80V149H78L81 153L82 152H84L85 150H83L84 148H82ZM108 147V146H107ZM124 147V148H125ZM129 149H130V146H127ZM126 147V148H127ZM138 147V146H137ZM162 147H159L160 149L162 148ZM222 147V148H223ZM24 148V147H23ZM32 148V147H31ZM91 148H92V146H91ZM97 148V147H96ZM105 148V147H104ZM103 148V149H104ZM109 148V147H108ZM118 148V147H117ZM116 148V149H117ZM127 148V149H128ZM139 148L141 149V147H140V145H139ZM148 148H150V147H148ZM158 148V149H159ZM170 148H171V146H170ZM169 148V152H170V149ZM226 148H228V146H226ZM32 149H34V148H32ZM98 149V148H97ZM97 149H95V151L97 150ZM100 149V148H99ZM106 149V151L108 150L107 148H105ZM115 149V150H116ZM123 149V148H122ZM127 149H126V151H127ZM137 149V148H136ZM166 149V150H167ZM26 151H27V147H26V149H25ZM93 150V149H92ZM146 150V148H144V150L143 151H145ZM162 150V149H161ZM165 150V151H166ZM31 151V150H30ZM30 151L29 152H27L28 154L30 153ZM51 151V150H50ZM100 151V150H99ZM105 151V152H106ZM111 151V150H110ZM128 151H130V150H128ZM127 151V152H128ZM133 151H134V149H133ZM138 150H136V152H137ZM142 151V150H141ZM150 151H152L153 152V150H150ZM149 151V152H150ZM162 151H164V150H162ZM161 151V152H162ZM164 151V152H165ZM25 152V151H24ZM71 152V151H70ZM74 152V151H73ZM77 152V151H76ZM112 152V151H111ZM116 152V151H115ZM120 153H121V150L119 151ZM123 152V151H122ZM159 152V151H158ZM2 153V152H1ZM12 153H14V152H12ZM27 153H25L26 155H28ZM33 153V152H32ZM67 153V152H66ZM78 153V152H77ZM84 153H87V151L86 152H84ZM89 153V152H88ZM92 154H95V153H97V152H91ZM103 153V152H102ZM107 153V152H106ZM106 153H104V155H102L101 154V156L99 155L100 154V152H99V156L100 157H104V156H108L109 158H107V157H105V158H107V159H109V160H111L110 159V157L111 156H113V155H111V156H109L110 155V153H109V155H105ZM114 153V152H113ZM132 153V151L130 152V154ZM133 153H135V152H133ZM142 153V152H141ZM141 153H137L138 155H136V156H140L139 154H141ZM146 153V152H145ZM68 154V153H67ZM66 154V155H67ZM70 154V153H69ZM108 154V153H107ZM123 154L124 155H126L127 157H129L128 156V153L126 154L125 152H123ZM136 154V153H135ZM147 155H145L147 158H149L148 157V153H146ZM151 154V153H150ZM156 154V153H155ZM163 154H165V153H163ZM4 155V154H3ZM49 155V154H48ZM96 155L97 154H95V155H92V157L93 156H95L96 157ZM117 155L118 154H115L114 156H113V158L115 159V156L117 157ZM121 155H122V153H121ZM142 155H144L143 153H142ZM141 155V156H142ZM157 155V154H156ZM18 156V155H17ZM31 156H33V155H31ZM43 156H47V155H43ZM42 156V157H43ZM52 156H54L53 154L52 155H50V156H48V157H46V158H52ZM62 156V155H61ZM77 156V155H76ZM99 156H97V157H99ZM125 156V157H126ZM135 156V155H134ZM134 156H132L133 158H134ZM140 156V157H141ZM162 155L160 154L159 155V157H161ZM6 157V156H5ZM26 158L25 159H27L26 161H25V163H27L28 162V164L30 163L31 164V162H32V160H29V158L27 157V156H25ZM29 157H30V155H29ZM44 157V158H45ZM55 157V156H54ZM89 157V156H88ZM92 157H91V155H90V158H91V160H92ZM121 157V156H120ZM119 157V158H120ZM124 157V156H123ZM123 157L121 158V159H123ZM125 157H124V160H125ZM130 157H131V155H130ZM144 157V156H143ZM142 157V158H143ZM146 157H144V158H146ZM156 157V156H155ZM23 158H24V154H23ZM36 158V157H35ZM43 158V159H44ZM49 158V159H50ZM56 158V157H55ZM64 158V157H63ZM86 158V157H85ZM118 158V157H117ZM142 158H140V159H142ZM144 159V160H142V161H145L146 162V160H148V159ZM158 158V157H157ZM162 158V157H161ZM37 159V158H36ZM94 159H96V158H94L93 157V160ZM99 159V158H98ZM113 159V160H114ZM136 159V158H135ZM134 159V160H135ZM150 159H153V158H151L150 157ZM5 160V159H4ZM60 160V159H59ZM63 160V159H62ZM76 160H77V158H76ZM101 160V165H102V159H100ZM103 160H105V159H103ZM116 160V159H115ZM119 160V159H118ZM137 160H139V159H137ZM137 160H135L136 162H137ZM163 160H165V158H163ZM78 161H80V160H78ZM96 162H97V160H95ZM99 161V160H98ZM121 160H119V162H120ZM134 161V162H135ZM154 161H156L155 160V158H154ZM154 161H151V162H149V160H148V163H151V165L152 164H154ZM108 162V161H104V164H106V163ZM110 162V161H109ZM112 162V161H111ZM110 162V163H111ZM118 162V163H119ZM122 162H125V161H121L120 163H122ZM156 162H158V161H156ZM8 163H9V161H8ZM37 163V162H36ZM81 164L83 163V162H80ZM79 163V164H80ZM92 163H95L94 161H92ZM100 163H97V164H99L100 165ZM112 163H114V161L112 162ZM110 164L109 166H108V164L106 165V166H108L109 167V170L113 167V164ZM116 163V166H117V168H124L125 166L127 167V162H125L124 164H126L125 166H124V164L122 163L120 166H118L117 165V162H115ZM132 163H133V161H132ZM140 163V162H139ZM147 163V164H148ZM168 163H170V165L168 164ZM172 163V164H171ZM197 163H200L201 165H198ZM29 164V165H30ZM32 164H33V166L35 165L33 162H32ZM97 164H95V165H97ZM129 165L131 164V163H128ZM133 164H135V163H133ZM137 165H132V166H130V168L132 167V169H133V166H138L139 164L138 163H136ZM142 164V163H141ZM141 164H140V166H141ZM143 164H145L146 165V163H144L143 162ZM191 164H197L196 166H193V167H188L187 165H191ZM100 165V166H101ZM112 165V166H111ZM122 165L124 166V167H122ZM151 165L150 166H147L146 165V168H151L152 169V167H151ZM232 165V166H231ZM32 166V165H31ZM80 166V165H79ZM140 166H138V167H140ZM143 166V165H142ZM165 166L167 167L168 166V168H170L171 166L173 167H171L172 169L171 170H169V169H166L165 168ZM231 166V167H230ZM72 167V166H71ZM75 167H77V166H75ZM105 167V166H104ZM111 167V168H110ZM126 167L124 168L125 170H126ZM136 167H134V169L136 168ZM137 167V168H138ZM144 167V166H143ZM159 167V168H158ZM64 168V170H66L65 169V167H63ZM67 169H69L68 167H66ZM77 168H80L81 169V167H77ZM77 168H76V170L74 169V168H72L73 170H74V172H76L77 171ZM98 168V167H97ZM103 168V167H102ZM101 168V169H102ZM107 168V167H106ZM114 168H116V167H114ZM114 168H112V170H114ZM116 168V169H117ZM118 169L119 170V172H120V170L121 169ZM142 168V167H141ZM84 169H86V167L84 168ZM91 169V168H90ZM105 169V168H104ZM115 169V170H116ZM138 169H140V168H138ZM143 170H146L145 168H142ZM160 169H159V171H160ZM165 169L167 170V172L165 171ZM56 170H58L59 171V168H56ZM71 170V169H70ZM79 170V169H78ZM82 170H83V168H82ZM82 170H81V172H82ZM92 170V169H91ZM100 170V169H99ZM108 170V171H109ZM153 170H154V167H153V169H152V171L151 170H149L148 171V169H147V171L148 172H153ZM27 171V170H26ZM29 171V170H28ZM57 171V172H58ZM63 170H61L60 172H62ZM85 171H89V170H84V172ZM104 171V170H103ZM106 171V170H105ZM122 171V170H121ZM135 171V170H134ZM133 171V172H134ZM169 171V172H168ZM217 171H220V172H222V174H224V175H227V177H231V178H236V179H239V180H243V181H245V183L244 184H246V185H238L236 188H233L234 190H231L230 188L229 189H224V188H222V184H221V181L222 180H220V178L219 177H217L216 175H214V173H216ZM25 172V171H24ZM36 172V171H35ZM57 172H55V173H57ZM59 172V173H60ZM66 172V171H65ZM91 172V173H90ZM100 172H101V170H100ZM112 172V171H111ZM110 172V173H111ZM113 172H116V171H113ZM112 172V173H113ZM133 172L131 173V174H133ZM138 172V171H137ZM220 172H217V173H220ZM27 173V172H26ZM31 173H33V172H30L29 174H31ZM37 173V172H36ZM36 173H35V175H36ZM63 173V172H62ZM70 172H69V170H68V173L67 174H69ZM87 174V176L89 175V174H91L90 175V177H88L87 179L85 178V176H83V179L85 178L86 179V181H88L90 184L92 183H94V181H95V179H96V177H94V173L92 172V171H89V172H86ZM108 173V172H107ZM107 173H105V175L107 174ZM109 173V174H110ZM140 173V172H139ZM143 173V172H142ZM154 173V172H153ZM168 173V174H167ZM171 173V174H170ZM178 173H180L182 176H185V177H183V178H181V177H177V175H175V174H178ZM39 176H40V174L39 173H37ZM51 174V173H50ZM75 174H77V172L75 173ZM84 174V173H83ZM100 174V173H99ZM104 174V173H103ZM179 174V175H180ZM196 174H199V175H202V176H204V177H201V178H199V177H197L196 176ZM221 174V173H220ZM52 176H53V174H51ZM56 175V174H55ZM66 173H64V175H63V178H66ZM72 175H74V174H72ZM78 175V174H77ZM81 174H79V176H80ZM85 175V174H84ZM102 175V174H101ZM108 175V174H107ZM111 175V174H110ZM162 176V177H160V176ZM171 175H174V176H171ZM180 175V176H181ZM47 176H49V175H47ZM51 176V177H52ZM68 176V175H67ZM76 176V175H75ZM93 176V177H92ZM118 177H119V175H117ZM123 176V175H122ZM69 177H71V173H70V175H69ZM69 177H67V179H69ZM91 177H92V179H91ZM102 176H100V178H101ZM107 177V176H106ZM113 176H111V178H109V179H107V178H105V179H107V181L105 182V181H103V182H105L106 183V187H117L118 186V182L117 183H114V185H116V186H113V184H112V186H109L110 184H109V180L110 179H114V178H112ZM115 177V176H114ZM116 178L117 179V181H118V179H121V178ZM120 177H121V175H120ZM125 178H128L127 176H124ZM133 177V176H132ZM42 178L44 179H46L47 177H44V176H42ZM49 178V177H48ZM56 178H57V176H56ZM72 178H74V179H79L80 177H72ZM82 178V177H81ZM93 178H94V180H93ZM103 179H104V176L102 177ZM130 178V177H129ZM155 178V179H154ZM3 179V178H2ZM57 179H59V180H61L62 179V176H61V178L60 177H58ZM66 179V180H67ZM82 179V180H83ZM91 179V181L93 180V182H91V181H89ZM133 179V178H132ZM210 179L213 181V182H215L216 181V183H220L222 186L220 187V188H222V189H224L223 191L224 192H221V193H223V194H220V190L218 189L219 187L218 186H215V185H213V183H212V181H210ZM222 179V178H221ZM228 179V178H227ZM10 180V179H9ZM47 180V179H46ZM56 180V179H55ZM58 180V181H59ZM71 180V179H70ZM80 180V179H79ZM78 180V181H79ZM81 180V181H82ZM102 180V179H101ZM124 180V179H123ZM126 180H129V179H126ZM125 180V181H126ZM204 180H209L208 182H203ZM238 180V181H239ZM5 181V180H4ZM54 181V180H53ZM57 181V182H58ZM73 180H71V182H72ZM74 181H76L77 182V180H74ZM81 181H79V182H81ZM97 181V180H96ZM95 181V182H96ZM119 181H122V180H119ZM130 181V183L132 182L131 180H129ZM135 181V182H134ZM164 181V182H163ZM218 181V182H217ZM227 181V180H226ZM1 182H3V181H1ZM46 182V181H45ZM48 183H49V181H47ZM56 182V181H55ZM57 182H56V185L58 186V188L61 186H59L58 184H57ZM62 182V181H61ZM70 182V181H69ZM73 183V184H77V183ZM78 182V183H79ZM83 182H85V181H83ZM83 182H81V183H83ZM98 182V181H97ZM114 182V181H113ZM116 182V181H115ZM122 182H124V181H122ZM128 182V181H127ZM127 182H124V183H127ZM10 183V182H9ZM50 183H52V182H50ZM63 183V182H62ZM65 183V182H64ZM63 183V185H65V186H69L68 185V183H65L64 184ZM80 183V184H81ZM129 183V182H128ZM127 183V185H122L123 183H121V187H124V188H122V189H124V190H126L127 188V190H129V187H126V186H129L130 185V183L128 184ZM144 183V184H143ZM233 183V182H232ZM34 184H36L35 182H34ZM43 184H44V182L42 183V185L41 186H43ZM47 184V183H46ZM45 184V185H46ZM55 184V183H54ZM53 184V185H54ZM86 185V183H83L82 185ZM88 184V183H87ZM91 184V185H92ZM96 184V183H95ZM100 182L97 184V185H92V187H96V186H98V191H99V189H100V192H102L103 191V187H105V185H103V184H100ZM225 184V183H224ZM230 184V183H229ZM234 184H236V183H234ZM39 185V184H38ZM52 185V184H51ZM52 185V186H53ZM71 185V184H70ZM85 185H84V187H85ZM90 185V186H91ZM159 185V186H160ZM227 185V184H226ZM48 186V185H47ZM50 186V185H49ZM56 186V187H57ZM65 186H63L64 188H66ZM72 186V185H71ZM75 186H78V188H79V185H75ZM87 186V185H86ZM89 185H88V187L87 188H89L90 187ZM119 186V187H120ZM132 186H136V185H133L132 184ZM131 186V188H132V190H134L133 188L134 187H132ZM147 186H149V187H147ZM159 186H158V184H157V186H155V187H158V189L157 190H159L160 188H159ZM35 187V186H34ZM45 187V186H44ZM54 187V186H53ZM91 187V188H92ZM94 187V188H95ZM118 187V188H119ZM121 187H120V191L122 190L121 189ZM164 187V188H165ZM224 187H225V185H224ZM233 187H235V186H233ZM18 188V187H17ZM30 188V187H29ZM49 188V187H48ZM62 188V187H61ZM61 188H59V190L61 189ZM72 188H74L73 186H72ZM72 188L69 186V189H70V192H69V195H70V199H76V200H74V201H72V200H69V197H67L68 199H66V203H63V202H61V201H58L59 203H60V206H62L63 204H66V205H71L72 206V208H71V210L72 209H78V208H80V206L82 205L81 204V202H80V206L78 207V199H77V197L78 196H80V194L78 193V192H76V190L74 189V190H72ZM86 188V189H87ZM91 188H89V189H91ZM97 188V187H96ZM126 188V189H125ZM193 190H192V189ZM228 188V187H227ZM232 188V187H231ZM21 188L19 187V189L18 190H20ZM23 189V188H22ZM55 189V191H56V188H54ZM53 189V190H54ZM106 189V188H105ZM112 189H114V188H112ZM140 189H143V188H140ZM139 189V190H140ZM38 190V189H37ZM41 190V189H40ZM44 190H46V188L44 189ZM49 191H50V189H48ZM58 190V191H59ZM62 190V189H61ZM68 189H66V191H67ZM88 190V189H87ZM94 190V189H93ZM119 190V189H118ZM123 190V192L124 193H126L125 191ZM131 190V191H132ZM138 190V191H139ZM151 190H149V192L151 193ZM226 190V191H225ZM30 191V190H29ZM95 191H97V189H95ZM98 191H97V193H98ZM111 191V190H110ZM134 191H136L137 192V190H134ZM142 191V190H141ZM140 191V192H141ZM144 191V190H143ZM152 191V192H153ZM19 192H21V191H19ZM26 191H23V193H25ZM60 192V191H59ZM59 192H56V193H59ZM84 192H86V191H84ZM88 192V191H87ZM86 192V193H87ZM94 192V191H93ZM114 192L116 193L117 191H115L114 190ZM114 192H110V193H113V195L114 196H116L115 194H114ZM122 192V191H121ZM145 192V191H144ZM143 192V193H144ZM22 193V194H23ZM28 193H32V192H28ZM35 193V192H34ZM51 193L53 194V193H55V192H52L51 191ZM68 193V192H67ZM96 193V192H95ZM119 193V192H118ZM134 193V192H133ZM133 193H130V194H132L133 195ZM138 193V192H137ZM142 193V192H141ZM147 193H148V191L146 192V195H147ZM150 193H148V194H150ZM166 193H169V194H172L171 196H169V197H167V195L165 196V194ZM15 194H17V192L15 193ZM40 194V193H39ZM42 194V193H41ZM64 194H66V193H64ZM82 194V193H81ZM92 194H94V193H92ZM117 194V193H116ZM136 193H134V195H135ZM156 194V193H155ZM155 194H153V195H155ZM2 195H3V193H2ZM5 195H7V194H5ZM26 195H28V194H26ZM33 195V194H32ZM54 195V194H53ZM58 195V194H57ZM59 195H60V193H59ZM61 195H62V193H61ZM67 195V194H66ZM102 195H106V198L109 196H107V194H105V192H102V194H101V196ZM133 195V196H134ZM138 195H142V194H139L138 193ZM138 195H136V196H138ZM145 195V194H144ZM157 195V196H158ZM9 196V195H8ZM20 196L22 197V195L20 194ZM25 196V195H24ZM23 196V197H24ZM29 196V198H30V195H28ZM28 196H26V197H28ZM36 196H37V194H36ZM54 196H56V195H54ZM99 196V195H98ZM101 196H100V198H101ZM119 196H122V195H119ZM135 196V197H136ZM7 197V196H6ZM10 197V196H9ZM8 197V198H9ZM25 197V198H26ZM32 197V196H31ZM57 197H60V196H57ZM81 197V196H80ZM82 197H84V196H82ZM103 197V196H102ZM139 197V196H138ZM150 197V200H152V197L153 196H149ZM162 197V196H161ZM41 196H40V200H41ZM43 198H44V196H43ZM42 198V199H43ZM61 198V197H60ZM60 198H58V199H60ZM106 198H105V200H106ZM109 198V197H108ZM107 198V199H108ZM114 198V197H113ZM120 198V197H119ZM123 198V197H122ZM140 198V197H139ZM142 198V197H141ZM157 198V197H156ZM4 199H6V198H4ZM18 199V198H17ZM17 199H15V200H17ZM20 199V198H19ZM22 199V198H21ZM28 199V198H27ZM31 199V198H30ZM39 199V197L37 198V200ZM57 199V200H58ZM62 199V198H61ZM87 200L86 201H88V199L89 198H86ZM103 200H104V197L102 198ZM127 199V198H126ZM148 199V198H147ZM15 200H11V199H7L6 200V202H3V204L2 203H0V205H5L4 206V208L5 209H7L6 207H8V209L7 210H9V207L12 209H14V207L15 206H20L21 208H25V209H29V210H31V209H33V210H39L40 208L39 207H37L38 206V204L36 203V202H32V201H25V202H22V200L19 202V200H18V202L17 201H15ZM79 200H82V199H79ZM93 200V199H92ZM119 200V199H118ZM149 200V199H148ZM215 200L216 201H218V200H220L221 202H226V205H227V203L229 204L228 206H230L229 208H228V206H226V205H223V203H220V202H218L219 204H217V205H214L213 203L215 202ZM42 202H43V200H41ZM75 201H77V202H75ZM83 201H84V199H83ZM89 201H90V199H89ZM88 201V202H89ZM100 201V200H99ZM107 201V200H106ZM108 201H111V199L110 200H108ZM112 201H113V199H112ZM114 201H115V198H114ZM153 201V200H152ZM214 201V202H213ZM234 202V201H236L238 204H240V205H235V206H232V204H231V202ZM38 202V201H37ZM93 202V201H92ZM92 202H90L91 204H92ZM242 202V203H241ZM245 202V203H244ZM18 203V204H17ZM61 203H62V205H61ZM85 203V202H84ZM84 203H83V205H84ZM96 203V202H95ZM99 203H103V202H99ZM98 203V204H99ZM140 203V202H139ZM138 202H137V204H139ZM154 203V202H153ZM43 205V207H46L47 208V210L49 211V214L51 213L52 215H48L49 216V218L51 219V220H53V219H55V218H57V219H60V220H64V221H66L65 223L66 224H70V225H72V226H70L69 225V227L67 228V229H65L64 230V232H62V231H60V232H56L55 231V229H54V231H55V233L53 232V228H52V226H49L52 230L50 231V230H47V228L45 227V225L44 224H42V222L40 223H38V221L36 222V221H34L33 222V219L31 220L33 223H31L30 221H27V222H25V223H21V224H19V222H18V224L17 223H15V222H12L13 223V225L15 226V228L16 229H14V231H15V234H16V236L17 237H19V238H21V241H20V239H19V241H20V247H19V249H21L22 251H17L16 249L14 250L13 249V253L11 254V256H12V258L10 259L9 257H11L10 255H9V260H16V261H18V263L17 264H63V263H66V262H68L69 263V261H73V260H76V264H88V262L90 261L89 259H88V253H87V258L86 257H82V249L80 248V246H82L83 247V245H85L86 246V248L88 247H98L99 248V250H97L96 249V253H94L93 251V256L94 257H97V258H101L102 259V263L104 264V262L107 260V259H109V258H111V257H114L115 258V260H116V262L117 263H121V262H118L117 260H121V257H122V259H124V261H125V263L126 264H136L135 263V261L136 260H134V259H132V257L129 255V254H127L125 251H123L122 249H120L118 246L119 245H116L114 242H118V243H125L126 242V244H127V241H129L130 239H128V238H130V237H127V240H126V238H124V237H126L125 236V234L123 233V230H124V228H125V226L122 224V221H124V223H126L127 224V222H130V219H132V218H128V216H126V215H124L125 214V210L127 211V209L126 208H122V207H120V205H118L117 204V202H110V207H108L107 205H105V206H107L108 208H109V214H110V218L107 216V209L105 210L106 211V215L104 214V215H99L101 212H105V211H103L102 209V207H103V204L101 205V208H99L98 207V209H94L93 210V208H92V212L93 213H89L90 215L87 217V218H85L84 216H80L81 214H73L72 213V216L70 215V216H67V214L65 215V214H63L64 212H63V210L62 209H64L65 208V206H62L61 208H58L59 209V215H56V214H54L55 212H54V210H55V208L57 209V207H55V206H52V207H55L54 208V210H53V208L50 206L52 203H42ZM86 205L88 204V203H85ZM91 204H89L88 206H91ZM97 204V205H98ZM104 204H106V202L104 203ZM142 206H141V205ZM139 205L141 206L140 208H142V207H145V203H140ZM149 204H151V203H149ZM242 204V205H241ZM245 204H247V205H245ZM45 205V206H44ZM53 205V204H52ZM56 205V204H55ZM92 205H94V204H92ZM138 205V206H139ZM234 205V204H233ZM70 206V207H71ZM73 206H74V208H73ZM75 206H77V207H75ZM104 206V207H105ZM153 206H154V208H153ZM217 206V207H216ZM2 208V207H1ZM42 208V207H41ZM86 208V207H85ZM88 208V207H87ZM145 208V209H146ZM67 209H70V208H67ZM81 209H83L84 210V208H82L81 207ZM143 209V208H142ZM145 209H143L146 213H149L150 211H149V209H147L148 211H146ZM153 210H155V211H153ZM198 210V209H197ZM23 211V210H22ZM58 211V210H57ZM75 211V210H74ZM128 211H131L132 213H137V212H133L132 210H128ZM10 212V211H9ZM14 212V211H13ZM12 212V213H13ZM80 212V211H79ZM89 212H90V210H89ZM98 212V213H97ZM199 212V211H198ZM213 212V211H212ZM211 212V213H212ZM11 213V212H10ZM67 213V212H66ZM83 213V212H82ZM84 213H86V212H84ZM83 213V214H84ZM96 213V214H95ZM130 213V212H129ZM164 213V214H165ZM213 213V214H214ZM15 214V213H14ZM17 214V213H16ZM15 214V215H16ZM41 214V213H40ZM63 214V216H61ZM88 214V213H87ZM101 214H103V213H101ZM152 214V213H151ZM150 213H149V215H151ZM208 214V213H207ZM3 215V214H2ZM45 214L43 213V214H41V217L40 218H42V219H45L46 217L44 216ZM132 215V214H131ZM133 215H135V214H133ZM132 215V216H133ZM147 215V214H146ZM195 215H196V213H195ZM201 215H203V214H201ZM209 215H211V214H209ZM8 216V215H7ZM13 216V215H12ZM22 216H23V214H22ZM39 216V215H38ZM87 216V215H86ZM136 216V215H135ZM151 216H153V215H151ZM180 216V218L178 219V217ZM20 216H18V215H16V216H14V218L15 219H18ZM137 217V216H136ZM146 217V216H145ZM204 216H202V218H203ZM213 217H214V215H213ZM211 218L212 220L214 219V218ZM115 218V219H114ZM119 218H122L121 220L122 221H119ZM133 218H134V216H133ZM167 218V217H166ZM202 218H200V219H202ZM205 218V217H204ZM209 218V219H210ZM20 219V218H19ZM135 219V218H134ZM143 219V218H142ZM198 219V218H197ZM14 220V219H13ZM37 220V219H36ZM63 220H62V222L61 223H64L63 222ZM71 220V221H70ZM72 220H73V223H74V225H75V223L78 225H80L81 226V228L83 227V229H85V230H83V231H86L87 229H89V231L91 232V233H89L88 232V230H87V232L88 233H85V232H83L82 231V229L81 228H79V232H76V230L78 229V228H76L77 226H74L73 227V224H71L72 223ZM244 220H240V222H244ZM55 221V220H54ZM58 220H56V222H57ZM134 221V220H133ZM214 221V220H213ZM213 221H211V223H213ZM24 222V221H23ZM28 222H30V223H28ZM53 222V221H52ZM68 222H71V223H68ZM135 222H136V220H135ZM237 222V223H238ZM5 223H7V222H5ZM44 223V222H43ZM55 223V222H54ZM64 223V224H65ZM230 223H229V225H230ZM47 224H49V223H47ZM56 224V223H55ZM63 224V225H64ZM134 223L132 222V225H133ZM208 224V225H207ZM216 224V223H215ZM218 224V223H217ZM232 224V223H231ZM2 225H4L3 224V222H2V224L0 223V229H1V226ZM7 227H8V225H10L9 223L8 224H5ZM219 225V224H218ZM66 226V225H65ZM127 226V225H126ZM201 226V227H200ZM209 226H211V225H209ZM220 226V225H219ZM234 226V225H233ZM238 226V227H239ZM133 227H135V224H134V226ZM174 227H175V229H174ZM198 227H200V229L198 228ZM205 227V228H204ZM245 227V228H244ZM262 227H263V229H262ZM10 228H11V226H10ZM65 228V227H64ZM231 228V227H230ZM4 229V228H3ZM76 229V230H75ZM126 229V228H125ZM136 229V228H135ZM170 229H172V231L170 230ZM209 229V228H208ZM216 229V228H215ZM218 229V228H217ZM238 229V228H237ZM5 230V229H4ZM7 230V229H6ZM10 230L11 229H9L8 228V231L10 232ZM74 230H75V232H74ZM175 230V231H174ZM210 230V229H209ZM221 230V229H220ZM222 230V231H223ZM247 230V231H248ZM1 231H2V229H1ZM7 231V232H8ZM25 231V232H24ZM58 231V230H57ZM126 231V230H125ZM230 231V230H229ZM238 231H239V229H238ZM259 231V232H258ZM11 232H13V230L11 231ZM105 232H107V234L108 233H110V234H112V236L114 237V239H110V238H107V237H105L104 235L106 234ZM221 232V231H220ZM228 232V231H227ZM237 232V231H236ZM236 232H233V234L235 233V234H237ZM251 232V231H250ZM248 233V234H251V233ZM60 234V237H58L59 235H57V238H56V235L55 234ZM105 233V234H104ZM140 233H141V235H140ZM214 233V232H213ZM238 233H240V232H238ZM240 233V234H241ZM247 233V232H246ZM131 234V233H130ZM217 234V233H216ZM232 234V233H231ZM230 234V235H231ZM240 234H238L237 236V238H239V239H241L242 241L241 242H239V239H236L239 243H243V240H244V243H245V239H248L249 238V236L247 237V234H244V235H240ZM10 235H11V233H10ZM61 235H63V237L64 236H67V238H65L64 237V239H67L66 241H68V240H72L71 242L73 243H71V242H69V244H68V242H67V249L66 250H64L65 248H66V242H65V240H63V238H62V236ZM132 235H136V233L135 232H133L132 233ZM131 235V236H132ZM214 235V234H213ZM220 235V234H219ZM221 236H222V234H221ZM232 237H236V235H231ZM259 236H260V238H259ZM5 237V236H4ZM41 237L42 238H44L45 240L44 241H46V242H50V243H53L52 241H57V243H58V241L60 242L61 240H63L64 241V243H61V244H65V245H61V244H58L57 245V247H60L61 249H59L60 251H56V249L55 250H52L53 248H52V246L50 247V252L49 253H44L43 252V247L45 246V245H42L41 244ZM133 237V236H132ZM216 237H218V236H216ZM231 237V238H232ZM243 237V238H242ZM7 238H8V236H7ZM6 238V239H7ZM11 238H13V237H11ZM60 238H62L61 240H60ZM96 238H97V242H95L93 239H95L96 240ZM106 238V239H105ZM143 238V237H142ZM179 238H177V239H179ZM255 238H254V240H255ZM14 239V238H13ZM17 239V238H16ZM25 239H30V240H26L28 243H27V245L25 244L26 242H25ZM156 240L155 242H154V240ZM164 240V243H163V241H161V240ZM233 239V238H232ZM7 240H9V239H7ZM18 240V239H17ZM25 242L22 246H21V242L23 243V241ZM116 240V241H115ZM168 240V241H167ZM229 240H230V238H229ZM236 240H235V242H236ZM11 241H12V239H11ZM132 241V240H131ZM136 241V240H135ZM140 241V240H139ZM178 241V240H177ZM216 241V240H215ZM3 241H1V243H2ZM14 242V241H13ZM143 242V241H142ZM141 242V243H142ZM169 242V243H170ZM180 242V241H179ZM248 242V244H249V241H247ZM246 242V243H247ZM252 242H253V240H252ZM252 242H250V243H252ZM0 243V244H1ZM4 244H6L7 242H6V240L4 239V242H3ZM3 243H2V245H3ZM11 242L9 241V244H10ZM18 243V242H17ZM43 243V242H42ZM57 243H55L54 242V244L56 245ZM71 243V244H70ZM129 243V242H128ZM138 243V242H137ZM182 243V242H181ZM181 243H179V244H181ZM212 243V242H211ZM214 243V242H213ZM216 243V242H215ZM129 244H131V243H129ZM136 244V243H135ZM143 244V243H142ZM234 244H236V243H234ZM240 244V245H241ZM247 244V245H248ZM12 245V244H11ZM10 245V246H11ZM170 245V244H169ZM183 245V244H182ZM213 245V244H212ZM250 245V244H249ZM6 246V245H5ZM7 246H8V243H7ZM6 246V248L8 249V247ZM9 246V247H10ZM128 246V245H127ZM177 246V245H176ZM181 246V245H180ZM180 246H178V247H180ZM230 246L231 245H229L228 244V247L230 248ZM235 246V245H234ZM237 246V245H236ZM239 246V245H238ZM238 246H237V248H238ZM243 246H244V244H243ZM246 246V245H245ZM244 246V247H245ZM251 247H252V244L250 245ZM258 246V247H257ZM263 246V245H262ZM261 246V247H262ZM1 247V246H0ZM17 248H18V246H16ZM49 247V246H48ZM68 247H69V249H68ZM80 248V253L81 254H79V256L81 255V259L79 258V256H78V258H79V260L77 261V258H75V257H77V255H78V253H76L75 251H76V249L78 250L79 248ZM103 247H105L106 249H107V251H112V252H114L115 253V255L114 254H112V253H110V252H107L106 250H105V253H104V251H103ZM122 247H123V245H122ZM130 247H132V246H130ZM134 247V246H133ZM185 247V246H184ZM247 247V246H246ZM245 247V249H247ZM250 247V248H251ZM2 248V247H1ZM0 248V249H1ZM4 248V247H3ZM5 248V249H6ZM13 248V247H12ZM12 248L10 247V249L12 250ZM70 248H71V250H70ZM136 249H137V247H135ZM170 248V247H169ZM210 248V249H209ZM231 248H233L232 246H231ZM74 249H75V251H74ZM95 249V248H94ZM93 248L92 249H90V250H94ZM102 249V250H101ZM134 249V248H133ZM172 249H174V248H172ZM242 250L240 247L238 248V250ZM249 249V248H248ZM253 248H251V250H252ZM263 249V248H262ZM9 250V249H8ZM67 250H70V252L71 251H74L75 252V254H72L73 252H69V253H67L66 251ZM82 250V251H81ZM144 250H146L145 249V246H143V247H139L138 246V260H140V261H138V262H140L141 264H158V263H155L154 262V260H152V258H157V257H150V256H147V257H150V258H147L146 257V255H145V257H144V254H141V253H145V251ZM160 250H162V251H160ZM171 250V249H170ZM217 250L219 251V252H217ZM236 249H234V251H235ZM237 250V251H238ZM257 250V249H256ZM260 250V249H259ZM259 250L257 251V252H259ZM4 251V250H3ZM2 251V252H3ZM16 251V252H15ZM44 251H46V250H44ZM98 251H99V253H98ZM101 251V252H100ZM102 251H103V253H102ZM133 251V250H132ZM140 251V252H139ZM153 250H151L150 252H152ZM182 251V252H181ZM223 251H222V253H223ZM232 251H233V249H232ZM232 252V253H234L233 255H236L235 254V252ZM246 251V250H245ZM253 251V250H252ZM0 252H1V250H0ZM5 252V251H4ZM83 252H85V250L83 251ZM134 252H135V249H134ZM211 252H213V254L211 253ZM214 252H215V254H214ZM224 252V253H225ZM228 252H230V254H231V251L229 250ZM6 253V252H5ZM4 253V254H5ZM131 253V252H130ZM171 253V252H170ZM196 253V252H195ZM240 253H244V251L243 252H239V254ZM86 254V253H85ZM105 254H107V255H105ZM146 254V253H145ZM152 254H153V252H152ZM159 254V253H158ZM166 253H164V255H165ZM173 254V253H172ZM192 254H193V252H192ZM239 254H237V255H239ZM245 254V253H244ZM243 254V255H244ZM249 254H252V252L250 253L249 252ZM248 254V255H249ZM254 254V255H253ZM252 255L255 257V256H257V255H255V253H253ZM260 254V253H259ZM258 254V255H259ZM264 254V253H263ZM8 255V254H7ZM84 255V254H83ZM90 255V254H89ZM105 255V256H104ZM162 255V254H161ZM169 255V254H168ZM167 255V256H168ZM191 255V254H190ZM196 255V254H195ZM201 255H202V258H201ZM233 255L231 256L232 258L230 259V261L232 260V262L234 263V264H236V263H238V259L240 258V262H241V256L240 257H238L237 258V260L236 259H234L233 258ZM247 255V254H246ZM24 256L26 257L27 256V259H25L24 258ZM93 256H91L92 258H94ZM135 256V255H134ZM152 256V255H151ZM182 256V255H181ZM183 256H184V254H183ZM225 256V255H224ZM252 256V257H253ZM260 256H261V258L260 259H258V256H257V258L256 259H252V260H248V261H250V263L251 264H264V255L262 256L261 254H260ZM6 257V255L4 256V258ZM90 257V256H89ZM175 256H173V258H171V259H169L170 261H169V263L168 264H176L175 263V258H174ZM221 257H222V255H221ZM3 258V257H2ZM1 258V259H2ZM7 258V257H6ZM72 259L73 258V260H70V259ZM137 258V257H136ZM167 258V257H166ZM178 258H179V255H178ZM193 258V257H192ZM228 258H230V257H228ZM227 258V259H228ZM242 258H244V257H242ZM246 258H247V256H246ZM245 258V260H247ZM68 259H69V261H68ZM87 259H88V262H86L87 261ZM94 259H96V258H94ZM101 259H98V260H101ZM112 259V258H111ZM189 259V258H188ZM226 259V258H225ZM6 260V259H5ZM5 260H4V262H5ZM12 260V261H13ZM67 260V261H66ZM93 260V259H92ZM91 260V261H92ZM110 260V259H109ZM158 260V259H157ZM183 260V259H182ZM190 260V259H189ZM223 260V259H222ZM2 261H3V259H2ZM66 261V262H65ZM111 261H113V259L111 260ZM111 261H108V263L109 262H111ZM122 261V260H121ZM201 261V262H200ZM220 261H221V259H220ZM219 261V262H220ZM229 261V260H228ZM228 261H226L227 262V264H228ZM7 262H10V261H8L7 260ZM95 262H96V260H95ZM94 262V264H97V263H95ZM123 262V261H122ZM216 262V261H215ZM223 262V261H222ZM245 262V261H244ZM73 263V262H72ZM93 263V262H92ZM105 263H107V262H105ZM107 263V264H108ZM117 263H115V261H114V264H117ZM164 263V262H163ZM185 263V262H184ZM246 263V262H245ZM1 264V263H0ZM9 264H12V263H9ZM16 264V263H15ZM74 264V263H73ZM90 264V263H89ZM98 264H100L99 262H98ZM110 264V263H109ZM122 264V263H121ZM179 264V263H178ZM182 264V263H181ZM217 264H218V260H217ZM223 264V263H222ZM224 264H225V262H224Z\"/></svg>",
    "mask_w": 264,
    "mask_h": 264
},
{
    "label": "crops",
    "instance_id": "3",
    "mask_svg": "<svg viewBox=\"0 0 264 264\" xmlns=\"http://www.w3.org/2000/svg\"><path fill=\"white\" fill-rule=\"evenodd\" d=\"M138 88V87H137ZM122 92V90L120 91V93ZM122 94V93H121ZM121 100H120V102H118L120 105H123V106H125V105H129V104H131V102L130 101H132V100H135V103L136 104H138V89L134 92V95H130V96H127V95H124V96H121V98H120ZM135 112L137 111V110H134ZM133 111V112H134ZM131 115H134L135 116V118L138 120V112H136V114H134V113H131Z\"/></svg>",
    "mask_w": 264,
    "mask_h": 264
}]
</instances>
